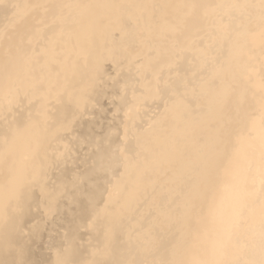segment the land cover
Returning a JSON list of instances; mask_svg holds the SVG:
<instances>
[{"label":"rangeland","instance_id":"obj_1","mask_svg":"<svg viewBox=\"0 0 264 264\" xmlns=\"http://www.w3.org/2000/svg\"><path fill=\"white\" fill-rule=\"evenodd\" d=\"M5 1L10 6L12 3H15L17 0H15V1L12 0V3H11V0H5ZM5 1L4 0H2V1L0 0V4H3V2L5 3ZM20 1H17L14 5L13 4L11 5V6H14L13 8L15 9V10H12V11H10L9 9H6L8 7L7 3L3 4V5H5L4 6L5 8L2 5H0V10H1V8L6 9V10H4V12H3V9H2V11H0L1 12V15L4 13L3 16L0 15L1 16L0 17V19H1L0 22L1 21H5V22H3L2 25H1V23H2L1 22L0 25L2 26V29H3L4 32H5V30L9 29L5 33L3 32L2 34H0V55H1L0 56V59H1L0 60V65H2V67L0 66V71H3L4 68H5V70H8V68L10 69V64H9L10 61L12 62V60H13V62H14L15 61V56L17 54H19V53H22V55L24 54L23 55L24 56V61H25V58L31 57L30 58L31 61L29 59H26L25 63H24V61L22 62V64L24 63L22 65L23 68H22V66L16 67L15 64H14V67L11 68V69H13L11 71L14 72V73L9 72V74H12V75H9L8 74V76H10V77L13 76L14 78L13 77L12 78L8 77L9 79H12V80H9L8 79V84L5 83V85L0 86V96H1L0 97V105H1L0 106V118H1V116H4V115L8 114L7 117L6 116H4V117H5V119L7 118V121L9 120L8 122L6 121V123H5V120H4L3 123H1L2 125L0 124V126H1L0 130L3 128V126L5 127V124H6V126H8L6 128H3L4 130L3 129L1 130V131H3V133L0 134V140H2V141H0V144L2 145V146L0 145V147H1L0 148V160H1L0 163H2V165H0V170H1L0 171V177H2V178H0V208L2 206L7 205V203H8V197H9V194H10V190H9L10 187L9 186H11L12 181L14 179H16L17 178V175H19L21 172L25 173L24 174V178L26 177V179L24 180V183H25L24 185L26 186V184L29 182V184H27V186L29 188H27V190H26V187L27 186L26 187H23L24 185L22 186L21 190L23 189L22 192L23 191H25V192H23V194L20 196V199H18V204L15 205V209L12 210L13 212L10 211L12 214L10 213L11 215L10 214L9 215L11 217L13 216V218L15 219V222L16 223H14L15 224L14 226L16 228L13 227L14 229L12 228L13 230L10 231L9 234L11 236L8 235V237H7L8 238V242H6V240H7L6 239V240H4L6 243L5 242H3V243H5L6 245L12 243L14 245V250L15 251L13 250V247H12L13 245L10 244L11 245V247H10L9 245L6 246V245H3V243H2L1 245L4 246V247H1L0 248V256H1V254H4V255H2L0 257V259L3 260V258H4V260L3 261L0 260V264H4V262H5V264H15V263L16 264H55L54 261H56V260H57L56 263H58V264H59V262H60V264H92V263L93 264H136V263L137 264H159V263L162 264V262H164V261H165L164 264H166V263L167 264L168 263L169 264H179L180 263V252H181L179 246L181 245V243L183 241H184V243L186 242V240L188 239V236L190 234V231L193 228L192 222H193V224L195 223L194 222V221H196V218L195 217L198 216V215H200V213L204 209V206L201 203H199V197H200V195L197 193V191L199 192V190L201 188L204 191V182L205 181L203 179L204 178L203 175L206 174V176L208 177V172L206 170L207 167L205 166V163L204 162H201V161H205L204 158L206 157L207 154L209 156L207 162L211 160L210 159L211 158V154L210 153H211V149H212L211 148V145H212V147L214 145L213 142L215 143L217 141L216 143L219 144L218 147H220V149H219V151L216 152V154H219L221 152L220 151L221 148L222 147H226L225 144L228 145V141H229L228 139H231V137H233V136H235V135H237L239 133V131H240L239 129L243 126V122H244L243 120H241L242 119L241 112H242V108H244V105H245L244 104L245 98H243L242 95L241 96H242L243 100H242L241 97H238L239 96L238 95V91L240 90V87H241V85L238 83V80H240V79L241 80L246 79L247 78L246 74H250L249 71L252 68L251 69H248L246 67L248 69V71H247V69L246 70L243 69L244 68L243 63L240 65V66H243L240 69H237L239 66L236 67L237 65L234 66L232 64V67L233 66L235 67V68L234 67L232 68V76H234V79H233V82H232V85H231L232 90H231V93L230 92L228 93V95L226 96L225 100H224L223 93L220 92V91H224V89H222V88H224V87H222L224 85H223L222 82H220L219 84H216L217 81L219 80L217 77L214 78V76H213L211 78V76L209 75V78L213 79L212 81H214V82L211 81L212 83L207 84V83L210 82V79L208 78V73H209L208 70H209V67L212 66L211 65V62H212V56H213V54H216L215 53L216 51L219 52V53H220V51L223 52L225 49L223 50L221 48L222 46L224 48V45H223V43H222L221 40H218V41H219V43L221 42L222 45H221V43L218 44L217 43L218 42L217 40L215 42L214 39H216V38L212 39V37L209 34L210 31H211L210 26L213 27L212 23L214 22V19L213 18H211V19L209 18V22H208L207 21L208 18L206 20V17L207 16L206 17H205V15H202L201 16L200 13H197V11H196L197 8L196 7L199 6V3H201V4L203 3V4L207 5L210 9L218 10L219 5H220V3L223 0H144V1L143 0H140V1H138V0H20ZM52 1H53V4H51ZM141 1H143V2H141ZM230 1H233L235 3V5L238 4V5H241L242 8H245L246 9V12L249 14V16L252 15V18L254 17L253 15L264 11V5H262V6H255V7L253 6V8H250V5H248V4L246 6L244 5V3H245L244 0H230ZM252 1H254V3H253L254 5L258 3V1H256V0H252ZM262 1L264 2V0H262ZM61 2H62V4H61ZM152 2H154V3L152 4ZM9 3H11V4H9ZM56 3H58V4H56ZM59 3H60V5H59ZM104 4H105V6H107V8H108V10H110V12L107 10V8H104L105 7ZM141 4L143 5L142 7H141ZM15 5L17 7H15ZM51 6H53V7H51ZM59 6H62V7H59ZM11 8L12 7H10V9ZM16 8L17 9H20V10H16ZM56 8H57V10H56ZM48 9H50V10H48ZM104 9L107 10V11L105 10L107 12V14L104 11ZM123 9H125V12H124ZM143 9H145V10H143ZM194 9H196V10L194 11ZM62 10H64V11H62ZM65 10H67V14H66V11ZM157 10L159 11V13H158ZM6 11L7 12L9 11L8 12L9 15L6 13ZM15 11H17V12L15 13ZM12 12H14V13H12ZM57 12H58L59 16H57ZM73 12L74 13L77 12V13L74 14V16H73V14H72ZM101 12H104V13H101ZM108 12H109L110 15L108 14ZM127 12H128V14H127ZM193 12H195L194 13L195 16L193 15ZM5 13L7 14V17H5L6 16ZM10 13H11V15H10ZM123 13H124V17L125 18L128 15L127 16V19L121 18V16L123 15ZM130 13H132L133 16L130 15ZM49 14H50V17H49ZM62 14L64 15V17L66 19L71 20L69 22H66L68 25L65 23L66 19L64 17H62L63 16ZM156 14H158V15H156ZM18 15L19 16L21 15L20 16V19H19V16ZM70 15L73 16V17L71 18ZM161 15H162V17H160ZM11 16H14V17H11ZM16 16L18 17V20L17 21L15 19ZM55 16H56V18H55ZM60 16H61V18H60ZM75 16L77 18H74ZM79 16H81V17H79ZM2 17H4V18L2 19ZM157 17H158V19H157ZM159 17H160V19H159ZM5 18H7L9 21H12V22L10 23ZM43 18H45V19H43ZM49 18H51L52 20L49 19ZM194 18H196V19L197 18H200L198 20L201 21V23L198 24ZM255 18H256V16L254 17V19ZM14 19H15V22H14ZM81 19H83V20H81ZM212 19H213V22L211 21ZM46 20H47V22H46ZM56 20H58V24L61 25V28H62V30L64 29L63 30L64 32L61 29H59V26L58 25H56V23H57ZM74 20H76V22L77 21L79 22L81 20L79 22L81 25H79L78 22L75 23ZM53 21L56 22V23H53ZM151 22H152V24H151ZM162 22H164V23L162 24ZM210 22H211V24H210ZM12 23H13V25H12ZM64 23H65V25H67L66 27H65V25H63ZM73 23L76 24V25H74ZM208 23L210 24L209 26H207ZM43 24H44V26L47 29V30L45 29V31H43V29H44L42 27ZM47 24H49L50 27ZM148 24H150V25H148ZM181 24H182V26H181ZM53 25L56 26V27H53ZM94 25H95V27H94ZM242 25H241V27H242ZM71 26H72V28H71ZM132 26H133V28H132ZM172 26L173 27H176V29L179 26L178 29L180 31L181 30H183V31L185 30L184 33L182 32V35L185 34L184 35V37H185L184 41H186V40L189 41L191 39L192 35L194 34V29L195 28H198L199 26L202 27V34L203 35H201V30L199 31V35H201V36L198 35L201 39L197 36V38H193L195 40V42H194L195 44L193 43V46L189 42H188L189 46H188V44L185 47H182L181 46V48L184 49V51L182 50L184 53L188 51L190 54H193V55H190L189 58H188V60H187L188 63L186 62V68H189L190 70L187 71L186 68H185V71L186 72L184 73V71H183L184 77L187 80L185 81V79L183 78V74H182L181 77L183 79H181V77H180V80H183L184 82L183 81H180L178 83L179 84L178 86H180L181 85V82H182V85L180 86L181 88H178V86H177V89L180 91L182 98H184L183 100H185V103L188 102L186 104L187 107H189V105H190L191 108L189 107V110H194V109L196 110L197 109L198 111H200V110H202V108H203V110H205L203 113L201 112V116L199 118L201 121L200 120L199 121L198 120H193L190 117H188V121H186L187 118H186V120L182 119V120H184L183 122L186 121V123H188L189 121L191 122V119L193 121H195V122H198V123L201 122L202 125H203V129H204V132H202L203 130L201 131V130L198 129V131L201 134L196 129L195 130L186 129L184 127V125L182 123H180L179 120L174 115H170L168 117V119L167 118H164V116H166V115H165V113L162 114V112L165 111L167 113V110L166 109L164 110V106L161 105V102L158 100V92H157L158 89H152V88H155L156 87V84L158 86V83L157 82H158L159 77H157V76H158V74L161 71V67L164 64H166L170 60V58H172V56H173L172 55L173 48H174L175 42H177V41H176V38H175L176 36L174 35V33H171L172 31L170 32V30H169V29H172ZM6 27H8V28H6ZM39 27H40V29H39ZM180 27H181V29H180ZM34 28H36V30ZM76 28H78V30ZM83 28H84V30H82ZM161 28H163V29H161ZM205 28L206 29L209 28V29L208 30H205ZM58 29H59V31H58ZM72 29H76V30H74V32H76V34H74L73 32H71V31H73ZM37 30L38 31L40 30V32L38 33ZM41 30L43 31L42 34L45 32V35L40 34L41 33ZM49 30L52 31V32L55 31V33H58L59 35L57 34V36L60 37L61 41H59L60 39H59V37H57L55 35V33L48 32ZM129 30H131V31L129 32ZM165 30H166V32H165ZM28 31H30V32H28ZM33 31H34V33H33ZM68 31H70L72 35L68 34L69 33ZM131 32H135V33L133 34ZM204 32L205 33H208V34H205ZM0 33H1V28H0ZM49 33L51 35L53 34L55 36V38H54L53 35L52 36L49 35ZM22 34H24V35H22ZM47 34H48V37H47ZM61 34H64V36H62ZM67 34H68V36H67ZM95 34H96V37H95ZM97 35H98V37H97ZM206 35H208V37ZM38 36H41V37L38 38ZM82 36H83V39H82ZM202 36H203V39L206 38L205 41L202 39ZM23 37H24V39H23ZM64 37H65V40H67V38L69 37L66 42H64L65 40L63 41V38ZM79 37L81 38L80 40H78ZM143 37H145V38H143ZM6 38H8V39H6ZM28 38H29V40H28L29 43L28 42H24V41H27ZM198 38L200 40H198ZM30 39L33 42H31ZM33 39H36V40L39 39V41L38 40L37 41L39 43H42L43 42V44H44V45H42L43 47L44 46H46V47L49 46V47L42 49V48H40L42 46H39V43L36 40L34 41ZM40 39H41V41H40ZM75 39L77 41H79V42H77ZM42 40H47V41H42ZM52 40H56L55 43ZM96 40L99 41L102 44V47L97 45V44L100 45V43L99 42H96ZM201 40H202V42H200ZM213 40L215 42V46L214 47L217 48V49H215V48L213 49V47L210 49V47L214 45ZM21 41H23V42H21ZM48 41H50V43H47ZM92 41H93V43L91 44ZM11 42L12 43L14 42V43L11 44ZM68 42H70V43H68ZM94 42H95V44L96 43L97 44L95 45ZM196 42L197 43L200 42L199 45ZM203 42H205V43L203 44ZM24 43H28L29 45H26L25 44L27 46V47H25ZM30 43H33L36 51L33 49V47H32L33 45L32 44L30 45ZM34 43H36V45ZM88 43H89V45H88ZM103 43H105V44H103ZM122 43H123V45H122ZM3 44H5L4 46H6L7 49H6V47L3 46ZM47 44H49V45H47ZM78 44L79 45L81 44V45L79 46ZM201 44H203V45H201ZM65 45L66 46L68 45V46L66 47ZM92 45H93L92 48L94 49V47H95V49L97 48V50H95V49L93 50L91 48H88V47H91ZM103 45H105L104 47H106V48H104ZM132 45H133V48H132ZM209 45H210V47H209ZM218 45H221V47L218 46ZM36 46L38 48H36ZM190 46H192V47H190ZM50 47H52L51 48V51L53 50L54 53H52L53 51L50 52V50H49ZM70 47H71V50H70ZM80 47H81V49H80ZM20 48H22V49H20ZM101 48L104 49V52L101 50ZM31 49H33L35 51V53ZM37 49L40 50L39 53H40V56L41 57L38 55L39 53H38V50ZM84 49H86V50H84ZM87 49H89L88 52H87ZM98 49H100V50H98ZM191 49H193V50H191ZM196 49H197V51H199V49H200V51H199L200 54L198 52H196ZM6 50H7V52L5 53L4 51H6ZM30 50L33 51L32 53H34V54L30 53ZM58 50H59V54H58ZM66 50H68V51H66ZM201 50L202 51L204 50L202 52L203 53L202 55H201ZM211 50H212V52H211ZM41 51L43 53H45L46 55L44 56L41 53ZM60 51L64 54V56H63V54H60L61 53ZM63 51L67 52L68 54L65 53V52H63ZM69 51H72V52H69ZM90 51H91V53H90ZM100 51H102L103 54L106 53L105 54L106 56L103 55V54H101ZM97 52L100 53L102 56H104V59ZM27 53H28V55H29V53L31 55L28 56V55H26ZM47 53H49V55H47ZM51 53L53 55L55 54L54 57H53V55L52 56L50 55ZM88 53L91 55L90 57H89V54ZM195 54H197V56ZM4 55H6L7 58ZM32 55L35 56V57L32 58L33 57ZM57 55H58V58H57ZM37 56H39V57H37ZM48 56H51V57H48ZM107 56H108V58H107ZM12 57H14V58H12ZM62 57L63 58L65 57V58L62 59ZM91 57L93 58V60L95 59L94 61H97L98 60L97 61L98 64L94 63V61L92 59H90ZM109 57H112V58H110L111 61H110ZM199 57H201V58H199ZM44 58H46V59H44ZM50 58H52V59H50ZM67 58H69V59H67ZM100 58H102L101 60H104L102 64L104 66H106L103 69V71H102V69L99 70L100 68H102V64H101L102 61L100 60ZM106 58L109 60L110 63L108 62V60H106ZM43 59L45 60L46 65H45V62H44ZM49 59H50V61L53 62V64H52V62L49 61ZM85 59L86 60L88 59V61L89 60L90 61L92 60L91 61L92 64H96V65L93 67L92 64L90 63V61L87 62ZM186 59H187V57H183L181 59H178L179 62L177 61L176 63L177 64H180L181 61L183 62ZM221 59L222 58L218 59V62L219 63L217 62V64L215 65L216 66L215 70L217 68H220L222 70V68H221L222 66H220V65H222V63H224L225 60L222 59L223 60L222 61ZM256 59H257V61L256 62H253V64H252L253 70H254V68H255V70H257L258 68H260V69H258L259 71L257 70L258 72L257 71H255V72L257 73V76H259L258 77L259 79L261 77H263V79H264V76H262V74H264V68H263V66H264V59L261 58V57H260V60H259V57H256ZM261 59L263 60V62H262ZM36 60H37V62H36ZM38 60H39V62H38ZM63 60H65V62L67 64H65V62ZM112 60H113V63H111ZM54 61H55V63H54ZM61 61H63L64 63H62ZM99 61H100V64L101 65H99ZM198 61L199 62L201 61V62L199 63ZM26 62H27V65H25ZM35 62L38 63V64L36 65ZM42 62H44V63H42ZM58 62H59V64H58ZM258 62H260V63H258ZM41 63L43 64V67L42 68L40 67V64ZM84 63L86 65H84ZM254 63H258V64H256L257 66H255ZM29 64L30 65L32 64L31 65L32 67H30L32 70H30V68H28L30 66ZM60 64L62 65V68L64 67V69L60 68L61 67ZM81 64L84 65L86 68H88L89 66L90 67L92 66L94 69H91L92 67L91 68L89 67L88 69H85V72H84V69L83 68H80L82 66H79ZM218 64H220L219 65L220 67L218 66ZM38 65L43 70V72H42V70H40L43 74L39 71V69H37V70L35 69V68H39V67H37ZM56 65H58V66H56ZM65 65H68V66L65 67ZM73 65L76 66V67L74 68ZM26 66H27L28 69L26 68ZM97 66H100V68L99 67L97 68ZM195 66H197V67H195ZM53 67L56 68V69H54ZM78 67L80 69H83V70H80ZM95 67H96V69H95ZM256 67H258V68H256ZM261 67L263 68V70H262ZM200 68H201V70H200ZM205 68H206V70H203ZM22 69H23V71H22ZM49 69H50V73H48L49 72ZM77 69H78V72H77ZM90 69H91V71H94V72L91 73ZM198 69L200 70L199 72H198ZM242 69H243L244 72L247 71L248 73L247 72L244 73L242 71ZM28 70H30V71H28ZM57 70L60 72V74L61 73L62 74L61 75L58 74V73L56 74L55 72H57ZM63 70H66V72L63 71ZM67 70H68V73H67ZM234 70L236 72H234ZM239 70H240V72H239ZM19 71L21 72V74H20ZM87 71L89 73L88 75H86L87 74L86 73ZM119 71H121V72H119ZM262 71H263V73H262ZM63 72L66 73V74H64ZM75 72L78 73V77H79V75L82 77L83 74L86 73V74H84V76H86V78L84 76L83 77H84L85 81H87L89 84L87 82H85L83 78L80 79L81 77H79V79L81 80V83H82V84H80L79 83L80 80L77 78V76H76L77 73L75 74ZM98 72H99V74H97ZM30 73H33V74L30 75ZM37 73H38V75H37ZM51 73L53 74L54 77H51L52 76ZM81 73H83V74H81ZM93 73L96 74L95 77H94V74ZM147 73L149 74V76H148L149 81H148V79L146 77V75H148ZM14 74H16L17 77H16V75L14 76ZM45 74L47 75L48 78L45 77L46 76ZM73 74L76 77L75 79H74ZM251 74H253V73H251ZM23 75L26 76L24 78V80H22V78L24 77ZM27 75H29V76H27ZM40 75H41V77H40ZM62 75L65 76V78ZM89 75H91L93 77V80H92V77L91 76H90L91 78L89 77ZM228 75L229 74L227 73L226 76H225V81H227L228 79L231 78V75H229V76ZM235 75L239 76V78L237 76H235ZM243 75H245L246 77H244ZM21 76H22V78H21ZM38 76H39V78H38ZM251 76H253V75H251ZM43 77L45 79V80L43 79L44 81L42 80ZM50 77L52 79L53 78L54 79L52 80ZM141 77H142V79H141ZM242 77H244V79H242ZM55 78H56V80H55ZM87 78L88 79H91V80H86ZM121 78H123V79H121ZM154 78L157 79L156 80L157 81L156 83L154 82V80H155ZM13 79L14 80L16 79L17 81L15 80L16 82L14 81L15 83H13L12 82ZM25 79H26V81H25ZM31 79L32 80H37V81L34 83V81H32ZM39 79H40L41 82L42 81L43 82L41 83L39 81ZM72 79L75 80V81H78V80L79 81L78 82H74ZM20 80H21V82H20ZM54 80L56 81V83H55ZM57 80H58V82H57ZM219 81H221V80H219ZM245 81L246 80H244V82ZM18 82H20V84ZM28 82H31V84L30 83L28 84ZM38 82H39V84H37ZM90 82H92V84H90ZM26 83H27V85H26ZM49 83L51 85L55 86V87H53V88H52V86L50 87L49 86L50 85ZM74 83H76V84L78 83V84L77 85L76 84L74 85ZM85 83H87V85ZM151 83H153V84H151ZM228 83H229V80H228ZM9 84H11L12 86L9 85ZM18 84H19V86H18ZM32 84H33V86H32ZM42 84H43V86H42ZM72 84L74 86H76L77 89ZM79 84L82 85V86H80ZM220 84H222V86ZM14 85H15V87L13 88ZM38 85H40V86H38ZM217 85L218 86H221V89H220V87H217ZM25 86H27V87H25ZM57 86H58V88L56 90V87ZM207 86H209V87H207ZM16 87H17V89H16ZM20 87L23 88V89H21ZM33 87H34V91L36 93L33 92ZM38 87H41V88L38 89ZM72 87H74L75 89H72ZM88 87H89V89H88ZM113 87H114V89H113ZM147 87H148L149 90L147 89ZM24 88H27V89H24ZM30 88L32 90V91L29 90L31 92L30 94L33 93L34 96H32V95L29 94L28 89H30ZM42 88H43V91H42ZM50 88H51V93L49 92L50 91ZM200 88H202L203 90L200 89ZM215 88H216V90H215ZM4 89H6V90H4ZM82 89L84 90L85 93L83 92ZM180 89L183 90L184 92L181 91ZM209 89H211L212 91H210ZM53 90L54 91L56 90V91L54 92ZM59 90H60V93L61 92H64V93H61L62 94L61 95L59 93ZM72 90H74V91H72ZM76 90H79V91L81 90L82 91V93L80 91V92H77V94H79L80 96L81 95H84V96H82V98L83 97L85 98V96H86L85 100H84V98L82 99L79 95H76L77 97H73L72 96V95L75 96V94H76L75 91ZM176 90H175V92H173L174 94L176 93ZM217 90L219 91V93H217L218 92ZM5 91L6 92H9L10 91V92H13V93L11 94L9 92L8 95L9 96L11 95V96L8 97V95L6 96ZM104 91H105V93H104ZM153 91H154V93H153ZM155 91L157 92V94H156ZM208 91H210L211 93L208 92ZM1 92H3V93H1ZM22 92H25V93H22ZM42 93H43V95H42ZM47 93L49 94V97H48V94ZM56 93H59V94H56ZM220 93H221V95L223 97L220 95ZM24 94H25V98L27 97V99L24 98ZM26 94H27V96H26ZM52 94H54V95L52 96ZM63 94H65V95L67 94L68 96L67 95L64 96ZM185 94H188V95H185ZM211 94H212V96L214 98H217V100L220 99L217 102V105H218L217 108H216L217 111H216V109L212 110L214 107H213V104L211 102H213V101H209V100H212L214 98L211 96ZM216 94L217 95H220V96H218V97H220L219 99H218L217 96L215 97ZM240 94H242V93L240 92ZM36 95H37V97L38 96L39 97H38V99H36L37 101L35 100V102H34V99L37 98ZM56 95H58V96H56ZM101 95H102V97H101ZM2 96H4V99L2 98ZM14 96L16 97L17 101H16V99H15ZM20 96L23 97V100H21V101L18 100L19 98H21ZM41 96H42V98H41ZM43 96H45V98H44L45 101L42 100L43 99ZM61 96H62V98H61ZM63 96L66 99H68V106L69 107L72 106L71 108H73L74 110L71 109V108H68L67 109L68 111L66 110L65 105H67V103H66L67 100H65V102H64ZM133 96H134V98H132ZM6 97H7V99H5ZM30 97L32 98V100L30 99ZM46 97H47V99L49 98V101H50V102L48 101L49 106L51 104V107H53V108L49 107V112H48V108H47L48 107L47 106L48 103H47ZM52 97H53V99H52ZM72 97H73V99L74 98H77L78 101L76 102V99L74 101V103H76V104L72 103L73 100L70 101L72 99ZM114 97H116V98H114ZM236 97H238V98H236ZM1 98H2V100H1ZM239 98H241V99H239ZM54 99H55L56 102L54 101ZM58 99H60V100H58ZM137 99H139V100H137ZM6 100H9V101H7L8 103L5 102ZM79 100L81 102H79ZM221 100L222 101L224 100V103L223 104H222V101ZM238 100H240V101H238ZM10 101L13 104L9 103ZM22 101L24 103H26V105L28 106V108L30 110H26L28 108H26L27 106L25 107V105H24V103ZM25 101H29V102H25ZM51 101H53V103H55L56 105L55 104L52 105L53 103H51ZM57 101H59V102H57ZM69 101L71 103H69ZM137 101H138V105H141L140 107L135 105V104H137L136 103ZM206 101H208V102H206ZM236 101H237V103H236ZM36 102H37V104H36ZM38 102H40V103H38ZM42 102H45V103H42ZM209 102H210V105H209ZM219 102H220V104L223 105L222 107L219 106L220 105ZM3 103H6V104H3ZM17 103H19L21 106L24 105L22 107L23 108L25 107L24 108L25 110L21 111L23 108L21 106H20L21 107L20 108L19 107V104H17ZM28 103H29V105H28ZM140 103H143V104H140ZM33 104H35V105H33ZM43 104H46V106L43 105ZM72 104H74V105H72ZM77 104L79 105L80 108L81 107L82 108L83 107L84 108L86 107V108L83 109V110H81L82 108L80 110H77V109H79ZM3 105H5V107ZM17 105H18V107H17ZM42 105L44 107H41ZM60 105H62V106H60ZM211 105H212V107H211ZM10 106L13 107V109ZM54 106L56 107L57 110L54 109L55 108ZM207 106H209V109L211 108L210 109V113L207 110L208 109ZM15 107L17 108V112H16V108ZM128 107L130 109L132 107H136L137 110L135 109L134 114H131V113H133V111L131 112V110ZM18 108H20V110ZM45 108H47V112L45 111ZM75 108H77V109H75ZM125 108H126V110H125ZM14 109H15V112H14ZM52 109H54V110L52 111ZM162 109H163V111H162ZM218 109L221 110V111L218 112ZM234 109H235V111H233ZM10 110L14 112L13 115H10V116H12L11 117V120H12V118H16L17 117L14 114L18 115V118L17 119H13L12 121L10 120V116H9L10 112L8 113V111H10ZM124 110H125V112H124ZM127 110L133 116V118L130 116V114L127 112ZM138 110H140V111H138ZM29 111H32V112H29ZM34 111H35V113H37V117H39L41 115V118H37L36 117V114L34 113ZM44 111L46 113H44ZM50 111H52L53 114L54 113L56 114V115L54 114V116H53L54 118H52L51 115H53V114L50 113ZM66 111H67V113L70 111L68 113L69 115H67V113H65ZM72 111H74V112H72ZM158 111H160V112L158 113ZM3 112H5V114ZM23 112L25 114H23ZM27 112L30 115L29 117H27L28 115H26V114H28ZM58 112H59V114H57ZM63 112L67 116L64 115V114L62 115ZM205 112H207L208 115ZM212 112H214V114ZM215 112H216V114H215ZM21 113L23 115L22 116H19V115H21ZM47 113H49V114H47ZM74 113L75 114H78V115L80 113H82V114L79 115L81 118L79 116L77 118V115H75L76 117L74 118ZM217 113H219L220 115H218ZM126 114L129 115V117H128L129 119L127 120V122L125 120L126 119L125 117L127 116ZM204 114H206V115H204ZM48 115H49V117H48L49 120L50 119L51 120L53 119L52 121L50 120V122L48 121V118L46 117ZM82 115H84V116L82 117ZM114 115H115V117H114ZM124 115H126V116H124ZM147 115H148V117H146ZM202 115H204L205 117L203 118ZM23 116H25L26 118H24ZM43 116H45L46 118L43 117ZM56 116H57V118L60 116V118L57 119V118H55ZM65 116L68 118V120H66V117ZM90 116H91V119H90ZM97 116H99V117H97ZM144 116H145V118H144ZM216 116H218V118L220 117V119H218ZM4 117H3V119H4ZM34 117H36V119ZM151 117H153V118H151ZM208 117H210V119L212 118V120L214 119L215 122H213L214 120L213 121L210 120ZM233 118H235V119H233ZM25 119H27V120H25ZM32 119H34V121ZM161 119L162 120L164 119L163 120L164 122L167 121L168 122L167 123L168 126L166 125V122L164 123ZM230 119H231V121H228ZM20 120H22L23 122L25 121L24 123H26V125L25 124L22 125L23 123ZM31 120H32V123L30 122ZM36 120L38 121L37 122V125L38 126L36 125ZM40 120L41 121L43 120L42 121V124L40 123ZM56 120L57 121L59 120L58 123L60 122V126L61 127H59V125L57 124V121ZM69 120H71L70 123H69ZM150 120H151L152 123H150ZM13 121H14V123H13ZM16 121H17V123L20 121L19 123L21 125L19 123H18L19 126H18V124H15ZM26 121H28V122H26ZM44 121H47V123H45ZM53 121H54L55 124L53 123ZM153 121H154V123H153ZM202 121H205L206 124H204L205 122H202ZM208 121H209V124L207 123ZM75 122H76V124H74ZM85 122H86V124H85ZM227 122H229V124H227ZM11 123L14 124V126H16L17 128L14 127ZM51 123H53V124H51ZM61 123H63V125ZM215 123H217V124L215 125ZM222 123H223V126H222ZM33 124H34L35 127H33ZM40 124L43 125V126L44 125H46V126L43 127ZM47 124H51L52 126L51 125H47ZM69 124H71L72 127ZM138 124H140V125H138ZM207 124L209 126H205ZM9 125H12V126H9ZM54 125L57 128L59 127L58 129H60V130L62 129L61 132L58 129H56V127ZM77 125H78V127H77ZM136 125H137V127L139 126V129L136 127ZM162 125H163V127H162ZM211 125H214L216 127H214V126L211 127ZM22 126H23V129H21ZM9 127H13V128H15V130L13 128H9ZM29 127L32 130L34 128V131H33L34 133L32 132V137L29 139V142H28V145H27L28 147H24V145L22 144V140H21L22 139V133H23V131H25ZM36 127H39V128H36ZM42 127L45 130L44 129L42 130ZM52 127L55 128V129L53 128L55 131L53 129H52L53 131L50 130ZM168 127H170V129ZM207 127L209 128L210 131L206 129ZM233 127L235 128V130H234ZM68 128H70V129L68 130ZM16 129H20V130H16ZM38 129H39L40 133H41V130L42 131H45V132H42L39 135ZM121 129H122V131H121ZM162 130H164V131H162ZM174 130H176V131H174ZM6 131L7 132L13 131V132L7 133ZM50 131H51V133L53 132V134H55L56 136L59 135V139L57 140V137L56 136H53V134L51 135L50 134ZM58 131H59V133H62V132L63 133L62 134H59ZM83 131H84V133H83ZM19 132H20V134H19ZM175 132H177V133H175ZM6 133H7V135H6ZM56 133H58V134H56ZM179 133H181V134L179 135ZM202 133L204 135L205 134L208 135L209 137L208 136L206 137V135L204 136ZM8 134H9V137L7 139L6 136H8ZM34 134H35L36 138H34L35 137ZM182 134H183V136H182ZM190 134H191V136H190ZM195 134H199V135H195ZM212 134H214L213 135L214 137L212 136ZM45 135L48 136V139H47V137H45ZM124 135H127V136H124ZM186 135H187V138H185ZM200 135L201 136L203 135V136L201 137ZM228 135H229V137L227 138ZM11 136H12V139L10 138ZM60 136H61V140H60ZM79 136H81V137H79ZM164 136H165V138H164ZM181 136H182V138H184V141L185 142L183 140H180V139H182ZM52 137H54V139L56 138V140L58 142L56 140H55V142L59 144L60 148H58L59 147L58 144H56L53 141L54 139ZM199 137L200 138H203L202 141H204V142H201V139ZM204 137H206V138H204ZM235 137H233L232 139H234ZM43 138H46V142H45V139H43ZM176 138H177L178 142H177V140H175ZM213 138H214V140H213ZM216 138H218V139H216ZM49 139H51L52 141L49 140ZM8 140H9V142H8ZM42 140H43V142H42ZM171 140L174 141V142H176V143H179V145H182V148H181L180 151H178V152L176 150L174 151V150H172L169 147L168 144L171 142ZM205 140L206 141H211V142H208V143H211V144L206 143ZM11 141H13V142H11ZM16 141H18L17 142L18 145H17V143H15ZM37 141L39 143H41V142L43 144L45 143L47 146L46 145L44 146L42 143L39 145V143ZM49 141L50 142H53V144L55 143L56 146L53 145V147H54L53 148L52 147V144L51 143H48ZM218 141L220 143H218ZM31 142H32V144H31ZM116 142H117V144H116ZM186 142H187V144H186ZM197 142L198 143L201 142V143L198 144ZM33 143H34V145H33ZM36 143H38V144H36ZM216 143H215V145H217ZM13 144H14V147H13V149H11L12 146H13ZM185 144L187 145V147H186L187 149H185V146H186ZM193 144H194V147L195 148L192 147ZM201 144H202V146H201ZM205 144H208V146L206 145V147H205L204 146ZM19 145H20V148H19ZM37 145H38V147H37ZM40 146L43 147V148L40 149L41 148ZM183 146H184V148H183ZM2 147H4L5 149L2 148ZM7 147H8V149H7ZM44 147L47 148V150L44 149ZM204 147H205V150H204ZM14 148H15V151L20 149L19 151H21L22 154H20V152H18V151H16L17 153L15 151H13ZM209 148H211V149H209ZM59 149H60V151H62V152L64 151V152L63 153L60 152ZM61 149H63V150H61ZM182 149H183V151H182ZM44 150H45V152H44ZM186 150H188V151H186ZM198 150H201V151H198ZM1 151H2V153H1ZM9 151L14 155V157H12L13 156L12 154L10 155V152ZM34 151H35V153H34ZM39 151H40V153H39ZM172 151L174 152V154L172 153ZM8 152H9V154L7 156L6 154ZM120 152H121V154H120ZM184 152H186V153H184ZM15 153H16V155H15ZM44 153H46L45 156L46 155L47 156L49 155L48 158H47V156L46 157L44 156ZM56 153H57V155H56ZM203 153H205V154H203ZM37 154H39V155H37ZM42 154H43V156H42ZM52 154H54V156ZM181 154H183V155L180 156ZM198 154H201V155L199 156ZM3 155H5L6 159H5V157ZM17 155H20V158L18 156V159H17ZM15 156H16V158H15ZM33 156H35V157H33ZM142 156H144V157H142ZM170 156H171V158H170ZM215 156L213 157V160H214ZM40 157H42V158H40ZM49 157H51V159ZM147 157H148V159H147ZM149 157H150V159H149ZM2 158H3L4 161L2 160ZM13 158H15V160ZM38 158H40L41 161ZM44 158H45V160H43ZM10 159H12L13 161L10 160ZM46 159L48 161L50 159L51 161L47 162ZM150 160H152V161H150ZM162 160H164V161L162 162ZM19 161H20V163H19ZM24 161H26V163H24ZM37 161L39 163H37ZM12 162H14V163H12ZM22 162H23V164H22ZM29 162H30V164H29ZM44 162H46V163H44ZM172 162H174L175 164L172 163ZM40 163L43 164L44 166L43 165H39ZM49 163H50V165H48ZM8 164H10V165H8ZM12 164H13V166H12ZM31 164H33L34 166L31 165ZM189 164H190V166H189ZM203 164H204V166H202ZM5 166H7V167H5ZM16 166H17V168H16ZM22 166H23V168H22ZM28 166L29 167H32V168H29ZM39 166H41V167H39ZM42 166L43 167L46 166V167L43 168ZM48 166H49V168H48ZM181 166H182V168L184 167V170L181 169ZM193 166H195L196 168H198L197 171H196V168L193 167ZM7 168H8V172H7ZM13 168H15L16 170H18V171H16L14 169V171H16L15 174L12 173V172H14L13 171ZM40 168H41L42 172H41ZM209 168H210V166H209ZM3 169L5 171H3ZM29 169L31 170V172H29L30 171ZM34 169H38L37 171L39 172V175H38V172H36V170L34 171ZM47 169H48V171H47ZM22 170H24V171H22ZM32 170H33V172L35 174L32 172ZM192 170H194V171H192ZM45 171H47V174L48 175L46 174ZM181 171H183V172H181ZM132 172H134V173L132 174ZM26 174H27V176H26ZM40 174H42V175H40ZM11 175L12 176L15 175L14 177H16V178H11ZM30 175L33 178H31ZM41 176H42L43 180H42V178H39ZM175 176H177L178 178L175 177ZM143 177H146L147 179H145ZM166 177H169V178H166ZM150 178H152V179L150 180ZM192 178H193V180H192ZM153 179H155V181H156L155 183H154V180ZM30 180H32V182ZM35 180H36V182H35ZM171 180H173V181H171ZM182 181H184V182H182ZM6 182H7L8 185L6 184ZM192 182H194V183H192ZM159 183L162 184V185H160ZM5 184L8 186L7 188H6V185ZM40 184H42V185H40ZM150 184H151V186H150ZM190 184H192V185L194 184V185L192 186ZM35 185H36L37 188H35ZM183 186H184V188H182ZM153 187H155L157 189H155ZM185 187H187V188H185ZM124 188H127V189H124ZM152 188H153V190H152ZM180 188H182L183 191ZM2 189H4V190L2 191ZM33 190H35V191H33ZM184 190H186V192H184ZM5 191L8 192V193L6 192L8 195L5 193ZM28 191H30V192H28ZM36 191H37V194H35ZM148 191L150 193H147ZM122 192H124V194H122ZM176 192H177V194H176ZM178 192H180V193H178ZM29 194H30V197L28 196ZM32 194H33V196H32ZM146 194H149V195H146ZM150 194H151L152 197H149ZM180 194H182V195L180 196ZM92 195L93 196H98L99 198L97 197V199L95 198L96 200L94 199V201H91L94 198ZM168 195H170V196H168ZM31 196L33 198H36V199H33V201L31 200L32 201V204L34 203L33 205L30 202H28L30 199H32ZM121 196H122V198H121ZM166 197H167V199H166ZM21 198H23V200H25L26 202L30 203V204H28V206H29L28 207L27 206V203L24 201V204H26V205L23 206V207H26V209L29 208V210H27V212H26L27 214L25 213L26 209L24 208V210H23V207H22L23 201H22ZM26 198H27L28 201L26 200ZM147 198H149V199H147ZM159 198H161V201H160ZM162 198H163V200H162ZM98 199H100L99 202L97 201ZM20 200H21L22 203L20 202ZM95 201L98 202V203L96 202L97 205L95 204ZM77 202H79V203H77ZM18 206H20V207H18ZM33 206L35 208H33ZM130 206H132L134 208H132ZM162 206H163V208H162ZM19 208H21L22 210L19 209ZM167 208L171 212L169 210H165ZM174 208H176V209H174ZM30 209H31V211H30ZM23 211H24L25 214L23 213ZM23 215H25V216H23ZM27 215L29 217H26ZM18 216H19V218H17ZM20 216H22L23 218L20 217ZM30 216H32V217L30 218ZM24 217H26V220L27 219H29V220H27V221L24 220L25 223H22V222H24L23 221ZM20 218L22 220H20ZM37 218H39V219H37ZM77 220H78V222H77ZM174 220H176V221H174ZM6 222H8V220L2 221V223H6ZM179 222L182 223V224H180ZM71 224H72V226H71ZM170 224H171V226H169ZM178 225H179V227H178ZM110 226L111 227L113 226V227L112 228H108ZM190 227H192V228H190ZM99 228L102 229V230H100ZM114 228H115V230H114ZM170 229H172V231ZM179 229H180V231H179ZM21 230H22V232L20 234L19 231H21ZM110 230L115 231V233L114 232H113L114 234L113 233H110ZM12 232H17V234L15 235ZM179 233L181 234V236L182 235L183 236L182 237L179 236L180 235ZM173 234L175 235V237L177 239L174 238V236H172ZM20 235H21V237H20ZM100 235H101V238L99 237ZM104 235L111 242L107 238H105ZM170 236H172L173 239ZM10 237H11V239H9ZM74 237L77 240L74 239L73 242H72V239ZM84 237H85L86 240L84 239ZM164 237L167 238L168 241L167 240H164ZM17 238H18V240H17ZM19 238H20V240H19ZM99 238H100V240H102L101 243H98V242H100V240H98ZM110 238H112V239H110ZM178 238L180 240L182 239L181 242H180V240ZM13 239H14V242H9V240L11 241ZM96 239H97V241H96ZM105 239H107V240H105ZM118 239L120 241H117ZM18 241H20V242H18ZM103 241H104V243L102 244ZM173 242H174L175 245H171V244H173ZM21 243L23 244V246H22ZM73 243H75V245H74L75 247L73 246ZM76 243H78V244H76ZM15 244H16V247L18 245L17 248L15 247ZM97 244H99V246ZM101 244L103 246H101ZM111 244H113V245H111ZM169 244H170V246H169ZM109 245H111V247ZM136 245H137V247H136ZM160 245L162 246V248H161ZM77 248L81 249V251L79 249H77ZM102 248L103 249L105 248L104 249V252H103V249ZM110 248L111 249L113 248L112 249L113 252H112V250L110 251ZM118 248H120V249H118ZM159 248L161 249V251L159 250ZM17 249H18L19 252L17 251ZM170 249H171V252L172 251L173 252L172 253H167V251L170 252ZM68 250H70L71 253ZM20 251H21V253H20ZM74 251L76 253H74ZM107 251H108V253H107ZM162 251H164V252H162ZM79 252H82V256L80 255L81 253H79ZM140 252H142V253L140 254ZM143 252H145L144 254L146 256H141L143 254ZM161 252L163 254H161ZM174 252H175V254H174ZM88 253H89V255H88ZM5 254H7V256ZM20 254L23 255V256L20 257ZM104 254H106L108 256H106ZM155 254H157V255L160 254V255H163V256H160L159 255L160 256V258H159V256H157ZM167 254H169V255H167ZM172 254L174 256H172ZM75 255H77V256L79 255L80 258L79 257L76 258ZM87 255H88V257H87ZM24 256H26V257H24ZM62 256H64V257H62ZM74 256H75L76 259L73 258ZM156 256H157V258H156ZM165 256H168L169 259H167V257H165ZM81 257L83 259H81ZM67 259H70V260H67ZM161 259H162V261H161ZM79 260L81 262H78ZM62 261H63V263H62ZM64 261H66V262H64Z\"/></svg>","mask_w":264,"mask_h":264},{"label":"bare ground","instance_id":"obj_2","mask_svg":"<svg viewBox=\"0 0 264 264\" xmlns=\"http://www.w3.org/2000/svg\"><path fill=\"white\" fill-rule=\"evenodd\" d=\"M2 1V0H1ZM5 1V0H4ZM15 1V0H14ZM17 1H20V0H17ZM16 1V2H17ZM138 1H140V0H138ZM144 1V0H143ZM143 1H141V2H143ZM256 1H258V3L257 4H253L254 3V1H252V0H244V5L246 6L247 4L248 5H250V8H253V6L255 7V6H262V5H264V2L262 1V0H256ZM15 2V3H16ZM21 2V1H20ZM159 2V1H158ZM5 3H7L6 1H5ZM4 2H3V4H5ZM11 3H12V0H11ZM11 3H9V4H11ZM15 3H12L13 5L15 4ZM102 3V2H101ZM108 3V2H107ZM106 3V4H107ZM111 3V2H110ZM109 3V4H110ZM154 2H152V4H153ZM3 4H0V5H2L3 7L5 6V5H3ZM11 4V5H12ZM19 4V3H18ZM50 4V3H49ZM51 4H53V1H52V3ZM56 4H58V3H56ZM61 4H62V2H61ZM103 4V3H102ZM139 4V3H138ZM151 4V5H152ZM7 5H8V3H7ZM9 6L8 5V7L6 8V9H9L10 11H12V10H15L13 7L14 6ZM59 5H60V3H59ZM111 5V4H110ZM1 6V7H2ZM102 6V5H101ZM104 6H105V4H104ZM103 6V7H104ZM143 5L141 4V7H142ZM158 6V5H157ZM10 7H12L11 9H10ZM15 7H17L16 5H15ZM51 7H53V6H51ZM50 7V8H51ZM55 7V6H54ZM58 7V6H57ZM59 7H62V6H59ZM102 7V8H103ZM145 7V6H144ZM143 7V8H144ZM5 8V7H4ZM4 8H1V10L0 11H2V9H3V12H4V10H6V9H4ZM20 8V7H19ZM101 8V9H102ZM104 8H107V6H105ZM130 8V7H129ZM197 8V10L196 9H194V11L196 10L197 11V13H200L201 14V16L202 15H205V17H206V20H207V18H208V22H209V18L211 19V18H213L214 19V22H213V19L211 20L213 23H212V25H213V27L212 26H210V28H211V31H210V36L212 37V39H214V38H216V39H214L215 40V42H216V40L218 41V40H221L222 41V43H223V45H224V48H223V46L221 47V45H222V43H221V45H218V46H220L224 51L222 52V51H220V53L219 52H215L216 54H213V56H212V62H211V67H209V73H208V78H209V75L211 76V78L214 76V78H218L219 80H221V81H217V83L216 84H219L220 82H222L223 83V85L224 86H222V84H220L222 87H224V88H222V89H224V91H220L221 93H223V96H224V100H225V98H226V96L228 95V93L230 92L231 93V90H232V88H231V85H232V82H233V79H234V76H232V68L234 67V66H236V67H238L237 69H240V68H242L243 66H240L242 63H243V65H244V68L243 69H251L250 71H249V73L250 74H246V76H247V78L246 79H244V77H246L245 75H243L244 77H242V79H244V80H246L245 82H244V80H238V83L241 85V87H240V90L238 91V97H241L242 98V96H243V98H245V101H244V108H242V112H241V117H242V119L241 120H243L244 122H243V128L241 127L239 130V133L237 134V135H235V136H233V137H235L234 139H232L233 137H231V139H228L229 141H228V145H226L225 144V146L226 147H222L221 148V152L219 153V154H216V152L217 151H219V149H220V147H218L219 146V144H217L216 142V144L217 145H215V143L213 142V144L215 145H213V147H212V145H211V148H209V149H211V160L210 161H208L207 162V160H208V158H209V156H208V154L206 155V157L204 158L205 159V161H201V162H204L205 163V166L207 167L206 168V170H207V172H208V177L206 176V174H204L203 176H204V191L202 190V188L199 190V192L197 191V193L200 195V197H199V203H201L203 206H204V209H203V211L200 213V215H198V216H196L195 218H196V221H194L195 223L193 224V222H192V226H193V228L192 227H190V228H192V230L190 231V234H189V236H188V239L186 240V242L184 243V241L181 243V245L179 246L180 247V250H181V252H180V263L179 264H264V79H263V77H261L260 79L258 78L259 76H257V73L255 72V71H257L258 69H260V68H258V67H256V68H258L257 70H255V68H254V70H253V67H252V64H253V62H256L257 61V59H256V57H259V60H260V57L261 58H263L264 59V11H262V12H260V13H257V14H255V15H253L254 17L256 16V18L254 19V17L252 18V15L251 16H249V14L246 12V9L245 8H242L241 7V5H238V4H236L235 5V3L233 2V1H230V0H223L221 3H220V5H219V8H218V10H214V9H210L207 5H205V4H201V3H199V6H197L196 7ZM64 9V8H63ZM159 9V8H158ZM207 9V10H206ZM16 10H20V9H17L16 8ZM48 10H50V9H48ZM52 10V9H51ZM56 10H57V8H56ZM106 9H104V11H105ZM107 10H108V8H107ZM106 10V11H107ZM124 10V12H125V9H123ZM128 10V9H127ZM131 10V9H130ZM143 10H145V9H143ZM62 11H64V10H62ZM66 11V14H67V10H65ZM74 11V10H73ZM105 11V12H106ZM109 12H110V10H108ZM129 11V10H128ZM155 11V10H154ZM158 11V10H157ZM161 11V10H160ZM216 11V12H215ZM9 12V11H8ZM8 12L6 11V13L8 14ZM17 11H15V13H16ZM51 12V11H50ZM69 12V11H68ZM72 12V11H71ZM70 12V13H71ZM75 12V11H74ZM72 13L73 14V16H74V14H76V13ZM109 12H108V14H109ZM215 12V13H214ZM5 13V17H7V14ZM12 13H14V12H12ZM20 13V12H19ZM52 13V12H51ZM50 13V14H51ZM56 13V12H55ZM54 13V14H55ZM100 13V12H99ZM101 13H104V12H101ZM149 13V12H148ZM152 13V12H151ZM157 13V12H156ZM158 13H159V11H158ZM164 13V12H163ZM194 13L195 12H193V15H194ZM196 13V14H197ZM4 14V13H3ZM3 14L1 15V12H0V15L1 16H3ZM50 14H49V17H50ZM106 14H107V12H106ZM127 14H128V12H127ZM9 15V14H8ZM10 15H11V13H10ZM63 15V14H62ZM103 15V14H102ZM105 15V14H104ZM110 15V14H109ZM122 15V14H121ZM130 15H132V13H130ZM156 15H158V14H156ZM0 16V17H1ZM19 16V15H18ZM21 16V15H20ZM20 16H19V19H20ZM57 16H59V14H58V12H57ZM69 16V15H68ZM71 16V15H70ZM73 16H71V18L73 17ZM123 16V17H122ZM121 16V18H125L124 17V13H123V15ZM128 16V15H127ZM127 16H126V18L125 19H127ZM133 16V15H132ZM147 16V15H146ZM154 16V15H153ZM195 16V15H194ZM11 17H14V16H11ZM10 17V18H11ZM44 17V16H43ZM53 17V16H52ZM51 17V18H52ZM62 17H64V15L62 16ZM79 17H81V16H79ZM136 17V16H135ZM160 17H162V15L160 16ZM160 17H159V19H160ZM200 17V16H199ZM4 17H2V19H3ZM51 18H49V19H51ZM55 18H56V16H55ZM60 18H61V16H60ZM65 18V17H64ZM74 18H77L76 16L74 17ZM73 18V19H74ZM130 18V17H129ZM132 18V17H131ZM144 18V17H143ZM142 18V19H143ZM5 19H7V18H5ZM4 19V20H5ZM16 21L18 20V17L16 16ZM15 19H14V22H15ZM43 19H45V18H43ZM48 19V20H49ZM58 19V18H57ZM66 19V18H65ZM79 19V18H78ZM157 19H158V17H157ZM195 20H196V22L198 23V24H200L201 23V21H199L198 19H200V18H194ZM1 20V19H0ZM8 20V19H7ZM13 20V19H12ZM29 20V19H28ZM52 20V19H51ZM81 20H83V19H81ZM80 20V21H81ZM138 20V19H137ZM148 20V19H147ZM9 21V20H8ZM50 21V20H49ZM48 21V22H49ZM69 21H71V20H69V19H66V21H65V23L66 22H69ZM79 21V22H80ZM125 21V20H124ZM159 21V20H158ZM157 21V22H158ZM2 22V23H1ZM0 23H1V25L3 24V22H5V21H1ZM10 23L12 22V21H9ZM46 22H47V20H46ZM51 22V21H50ZM57 22V23H56ZM56 22H54L53 21V23H56V25H58L59 26V29H61L62 30V28H61V25L60 24H58V20H56ZM61 22V21H60ZM59 22V23H60ZM74 22L75 23H77L76 22V20H74ZM78 22V24L79 25H81L80 23ZM136 22V21H135ZM9 23V24H10ZM65 23L63 24V25H65ZM71 23V22H70ZM128 23V22H127ZM164 22H162V24H163ZM167 23V22H166ZM184 23V22H183ZM244 23V24H243ZM7 24V23H6ZM50 24V23H49ZM49 24H47V25H49ZM67 24V23H66ZM74 24V23H73ZM138 24V23H137ZM151 24H152V22H151ZM196 24V23H195ZM210 24H211V22H210ZM209 23H208V25L207 26H209L210 25ZM243 24V25H242ZM0 25V26H1ZM11 25V24H10ZM12 25H13V23H12ZM46 25V24H45ZM62 25V26H63ZM68 25V24H67ZM67 25H65V27L67 26ZM71 25V24H70ZM74 25H76V24H74ZM78 25V26H79ZM122 25V24H121ZM127 25V24H126ZM130 25V24H129ZM134 25V24H133ZM139 25V24H138ZM148 25H150V24H148ZM241 25H242V27H241ZM8 26V25H7ZM52 26V25H51ZM57 26V27H58ZM131 26V25H130ZM135 26V25H134ZM146 26V25H145ZM163 26V25H162ZM165 26V25H164ZM181 26H182V24H181ZM184 26V25H183ZM11 27V26H10ZM44 29H43V31H45V29H46V27L44 26V24H43V26H42ZM41 27V28H42ZM49 27H50V25H49ZM48 27V28H49ZM53 27H56V26H54L53 25ZM94 27H95V25H94ZM137 27V26H136ZM179 27V26H178ZM178 27H177V29H176V27H173L172 26V29H169L170 30V32L171 33H174V35L176 36L175 38H176V41L177 42H175V45H174V48H173V52H172V58H170V60L166 63V64H164L162 67H161V71H160V73L158 74V76L157 77H159V79H158V82L156 81L157 79H153L154 80V82L156 83H158V86H157V84H156V87L155 88H152V89H158V100L161 102V105H163L164 106V110L166 109L167 110V113L164 111V112H162V114L163 113H165V115L166 116H164V118H167L168 119V117L170 116V115H174L178 120H179V122L180 123H182L183 125H184V127L186 128V129H190V130H197L198 131V129L199 130H203L202 132H204V129H203V125H202V123L200 122V123H198V122H195V121H193V120H200L199 118H200V116H201V112L203 113L205 110H203V108H202V110H200V111H198L197 109L195 110L194 108V110H189V107H190V105H189V107H187V103H185V100H183L184 98H182V96H181V93H180V91L177 89V86L179 85L178 83L180 82V81H183V80H180V77L182 76V74H183V78L185 79V77H184V73L186 72L185 71V68H186V62H187V60H188V58H189V56L190 55H193V54H190L188 51L187 52H183L184 51V49L183 48H181V46L182 47H185L187 44H188V42L193 46V43L195 42V40L193 39V38H197V36L199 35V31L201 30V35H203L202 34V27L201 26H199L198 28H195L194 29V34L192 35V37H191V39L189 40V41H184V39H185V37H184V35H182V32L184 33V31L183 30H179L178 29ZM1 28V33L0 34H2L4 31H3V29H2V26L0 27ZM5 28V27H4ZM6 28H8V27H6ZM13 28V27H12ZM11 28V29H12ZM71 28H72V26H71ZM131 28V27H130ZM132 28H133V26H132ZM160 28V27H159ZM35 30H36V28H34ZM39 29H40V27H39ZM50 29V28H49ZM56 29V28H55ZM54 29V30H55ZM59 29H58V31H59ZM77 30H78V28H76ZM76 29H72L73 31H71V32H73L74 34H76V32H74V30H76ZM138 29V28H137ZM154 29V28H153ZM152 29V30H153ZM161 29H163V28H161ZM166 29V28H165ZM180 29H181V27H180ZM186 29V28H185ZM209 29V28H208ZM208 29H206L205 28V30H208ZM9 29H7V30H5V32L6 31H8ZM47 30V29H46ZM52 30V29H51ZM64 30V29H63ZM62 30V31H63ZM66 30V29H65ZM82 30H84V28L82 29ZM128 30V29H127ZM150 30V29H149ZM38 31V30H37ZM42 30H41V33L40 34H42V32H43ZM131 30H129V32H130ZM133 31V30H132ZM143 31V30H142ZM180 31V32H179ZM4 32V33H5ZM28 32H30V31H28ZM40 32V30L38 31V33ZM48 32H51V33H55V31H48ZM64 32V31H63ZM69 32V33H68ZM67 33L68 34H70V35H72L71 34V32L70 31H68ZM78 32V31H77ZM165 32H166V30H165ZM33 33H34V31H33ZM131 33H135V32H131ZM137 33V32H136ZM152 33V32H151ZM205 33V32H204ZM57 34L58 33H55V35L57 36ZM68 34H67V36H68ZM79 34V33H78ZM98 34V33H97ZM110 34V33H109ZM143 34V33H142ZM166 34V33H165ZM205 34H208V33H205ZM22 35H24V34H22ZM42 35H45V32L42 34ZM49 35H51L50 33H49ZM53 35V34H52ZM51 35V36H52ZM59 35V34H58ZM62 36H64V34H61ZM60 35V36H61ZM132 35V34H131ZM139 35V34H138ZM151 35V34H150ZM201 35H199V36H201ZM5 36V35H4ZM7 36V35H6ZM36 36V35H35ZM54 36V35H53ZM66 36V35H65ZM101 36V35H100ZM143 36V35H142ZM198 36V37H199ZM207 37H208V35H206ZM8 37V36H7ZM33 37V36H32ZM41 36H38V38H40ZM44 37V36H43ZM47 37H48V34H47ZM46 37V38H47ZM57 37H59V36H57ZM75 37V36H74ZM78 37V36H77ZM95 37H96V34H95ZM97 37H98V35H97ZM115 37V36H114ZM135 37V36H134ZM133 37V38H134ZM188 37V36H187ZM36 38V37H35ZM54 38H55V36H54ZM53 38V39H54ZM69 38V37H68ZM68 38H67V40H68ZM143 38H145V37H143ZM200 38V37H199ZM198 38V40H200ZM6 39H8V38H6ZM23 39H24V37H23ZM32 39V38H31ZM30 39V41L31 42H33L32 40ZM43 39V38H42ZM49 39V38H48ZM58 39V38H57ZM56 39V40H57ZM59 39H60V37H59ZM81 38L79 37V39L78 40H80ZM82 39H83V36H82ZM95 39V38H94ZM93 39V40H94ZM97 39V38H96ZM187 39V38H186ZM202 39H203V36H202ZM206 39V38H205ZM205 39H203L204 41H205ZM26 40V39H25ZM28 40H29V38L27 39V41H24V42H28ZM34 41L36 40V39H33ZM38 41H39V39H37ZM36 40V41H37ZM56 40H52V41H54V43H55V41ZM65 40V37L63 38V41ZM67 40H65L64 42H66ZM76 40V39H75ZM103 40V39H102ZM135 40V39H134ZM139 40V39H138ZM197 40V39H196ZM197 40V41H198ZM214 40H213V43H214V45L213 46H211L210 47V45H209V47H210V49L213 47V49L215 48L214 46H215V42H214ZM23 41H21V42H23ZM37 41V42H38ZM40 41H41V39H40ZM42 41H47V40H42ZM59 41H61V39L59 40ZM77 41V40H76ZM208 41V40H207ZM211 41V40H210ZM58 42V41H57ZM77 42H79V41H77ZM82 42V41H81ZM96 42H99V41H97L96 40ZM103 42V41H102ZM111 42V41H110ZM131 42V41H130ZM147 42V41H146ZM200 42H202V40L200 41ZM199 42V43H200ZM14 43V42H13ZM12 42H11V44H13ZM29 43V42H28ZM28 43H24V45L26 44V45H29ZM39 43V42H38ZM47 43H50V41H48ZM53 43V44H54ZM68 43H70V42H68ZM67 43V44H68ZM93 43V41L91 42V44ZM100 43V42H99ZM106 43V42H105ZM105 43H103V44H105ZM197 43V42H196ZM199 43H197L198 45H199ZM205 42H203V44H204ZM218 44H220L219 43V41L217 42ZM19 44V43H18ZM21 44V43H20ZM33 45V43H30V45ZM35 45H36V43H34ZM41 44V45H40ZM52 44V45H53ZM85 44V43H84ZM90 44V45H91ZM94 44H95V42H94ZM93 44V45H94ZM97 44V43H96ZM95 44V45H96ZM135 44V43H134ZM179 44V45H178ZM195 44V43H194ZM203 44H201V45H203ZM5 44H3V46H4ZM23 45V44H22ZM25 45V47H27ZM42 45H44L43 44V42L42 43H39V46H42ZM47 45H49V44H47ZM51 45V44H50ZM79 45V44H78ZM81 45V44H80ZM79 45V46H80ZM87 45V44H86ZM88 45H89V43H88ZM87 45V46H88ZM93 45L91 46V47H88V48H91V49H93L92 47H93ZM98 46H101L102 47V44L100 43V45L99 44H97ZM122 45H123V43H122ZM136 45V44H135ZM212 45V44H211ZM19 46V45H18ZM38 46V45H37ZM36 46V48H38ZM66 46V45H65ZM68 46V45H67ZM66 46V47H67ZM86 46V47H87ZM105 45H103V47H104ZM129 46V45H128ZM139 46V45H138ZM188 46H189V44H188ZM192 46H190V47H192ZM196 46V45H195ZM208 46V45H207ZM4 47H6V46H4ZM33 47V49L35 50V47H34V45L32 46ZM49 46H42V47H40V48H48ZM82 47V46H81ZM81 47H80V49H81ZM85 47V48H86ZM12 48V47H11ZM39 48V49H40ZM51 48L52 47H50L49 48V50H50V52H52L51 51ZM100 48V47H99ZM104 48H106V47H104ZM132 48H133V45H132ZM194 48V47H193ZM6 49H7V47H6ZM18 49V48H17ZM20 49H22V48H20ZM25 49V48H24ZM33 49H31V50H33ZM68 49V48H67ZM94 49H95V47H94ZM93 49V50H94ZM198 49V48H197ZM197 49H196V52H198L199 54H200V49H199V51H197ZM208 49V48H207ZM212 49V50H213ZM215 49H217V48H215ZM30 50V53H32L33 51H31ZM38 50V49H37ZM45 50V49H44ZM61 50V49H60ZM70 50H71V47H70ZM84 50H86V49H84ZM88 50L89 49H87V52H88ZM92 50V51H93ZM95 50H97V48L95 49ZM98 50H100V49H98ZM101 50L104 52V49H102L101 48ZM107 50V49H106ZM124 50V49H123ZM183 50V51H182ZM186 50V49H185ZM191 50H193V49H191ZM212 50H211V52H212ZM219 50V49H218ZM221 50V49H220ZM12 51V50H11ZM16 51V50H15ZM36 51V50H35ZM35 51H34V53H35ZM39 51L40 50H38V53H39ZM66 51H68V50H66ZM80 51V50H79ZM102 51H100V53L101 54H103V52ZM108 51V50H107ZM132 51V50H131ZM195 51V50H194ZM204 51V50H203ZM202 50H201V55L203 54L202 52H203ZM5 53L7 52V50L6 51H4ZM24 52V51H23ZM46 52V51H45ZM61 52V51H60ZM63 52H65V51H63ZM69 52H72V51H69ZM81 52V51H80ZM4 53V54H5ZM29 53V55H28V53L26 54V55H28V56H30L31 54ZM34 53H32V54H34ZM37 53V52H36ZM41 53L45 56L46 54L45 53H43L42 51H41ZM52 53H54V51L52 52ZM50 54L51 56L53 55V54ZM57 53V52H56ZM65 53H67V52H65ZM90 53H91V51H90ZM98 53V52H97ZM96 53V54H97ZM100 53H98V54H100ZM205 53V52H204ZM214 53V52H213ZM58 54H59V50H58ZM60 54H63L62 52L60 53ZM68 54V53H67ZM70 54V53H69ZM80 54V53H79ZM89 54V53H88ZM95 54V55H96ZM100 54V55H101ZM106 54V53H105ZM105 54H103V55H105ZM124 54V53H123ZM14 55V54H13ZM12 55V56H13ZM24 55V54H23ZM22 55V53H19V54H17L16 56H15V61L13 62V60H12V62L10 61V69L8 68V70H5V68H4V70L3 71H0V86H3V85H5V83H7L8 84V77H10V76H8V74H9V72H12L11 70H13V69H11V68H13L14 67V64H15V66L16 67H18V66H22L24 63H25V61H26V59H29L30 61H31V57H27V58H25V61H24V56ZM39 56H40V53L38 54ZM47 55H49V53H47ZM55 55V54H54ZM54 55H53V57H54ZM94 55V56H95ZM110 55V54H109ZM196 56H197V54H195ZM194 55V56H195ZM1 56V55H0ZM5 57H6V55H4ZM33 56V55H32ZM39 56H37V57H39ZM43 56V57H44ZM51 56H48V57H51ZM62 56V55H61ZM63 56H64V54H63ZM66 56V55H65ZM91 55L89 54V57H90ZM102 56V55H101ZM106 56V55H105ZM166 56V55H165ZM199 56V55H198ZM35 56H33L32 58H34ZM41 57V56H40ZM42 57V58H43ZM47 57V56H46ZM88 57V56H87ZM96 57V56H95ZM99 57V56H98ZM103 57V59H104V56H102ZM128 57V56H127ZM183 57H187V59L185 60V61H181V63L180 64H177L176 62L178 61L179 62V60L178 59H181V58H183ZM7 58V57H6ZM10 58V57H9ZM12 58H14V57H12ZM57 58H58V55H57ZM65 58V57H64ZM63 57H62V59H64ZM107 58H108V56H107ZM106 58V60H108ZM110 58H112V57H109V59ZM131 58V57H130ZM137 58V57H136ZM162 58V57H161ZM191 58V57H190ZM199 58H201V57H199ZM204 58V57H203ZM206 58V57H205ZM220 58H222V59H224L225 60V62L224 63H222V65H220V64H218V66L220 65V66H222L221 68H222V70L220 69V68H217L216 70H215V68H216V64H217V62H218V59H220ZM36 59V58H35ZM44 59H46V58H44ZM43 59V60H44ZM50 59H52V58H50ZM50 59H49V61H50ZM61 59V60H62ZM67 59H69V58H67ZM66 59V60H67ZM77 59V58H76ZM90 59H92L93 60V58L91 57ZM102 58H100V60H101ZM193 59V58H192ZM197 59V58H196ZM221 59V60H222ZM1 60V59H0ZM28 60V61H29ZM54 60V59H53ZM60 60V59H59ZM86 60V59H85ZM91 60V61H92ZM95 60V59H94ZM93 60V61H94ZM195 60V59H194ZM206 60V59H205ZM258 60V61H259ZM262 60V59H261ZM8 61V60H7ZM24 61V63L22 64V62ZM35 61V60H34ZM41 61V60H40ZM48 61V62H49ZM64 62H65V60H63ZM63 61H61L62 63H64ZM68 61V60H67ZM87 62H89L88 61V59L86 60ZM90 61V63L92 64V62ZM98 61V60H97ZM97 61H94V63H96V64H98L97 63ZM102 62H101V64L103 63V61L104 60H101ZM110 61H111V59H110ZM129 61V60H128ZM223 61V60H222ZM36 62H37V60H36ZM35 62V63H36ZM38 62H39V60H38ZM44 62H45V60H44ZM44 62H42V63H44ZM50 62H52V61H50ZM49 62V63H50ZM71 62V61H70ZM80 62V61H79ZM78 62V63H79ZM108 62H109V60H108ZM130 62V61H129ZM199 62V61H198ZM201 62V61H200ZM199 62V63H200ZM208 62V61H207ZM262 62H263V60H262ZM7 63V64H8ZM32 63V62H31ZM34 63V62H33ZM40 64V67L42 68L43 67V64ZM54 63H55V61H54ZM69 63V62H68ZM77 63V62H76ZM110 63V62H109ZM111 63H113V60H112V62ZM132 63V62H131ZM188 63V62H187ZM219 63V62H218ZM258 63H260V62H258ZM258 63H254V65L255 66H257L256 64H258ZM38 63H36V65H37ZM51 64V63H50ZM52 64H53V62H52ZM57 64V63H56ZM58 64H59V62H58ZM65 64H67L66 62H65ZM73 64V63H72ZM96 64H92V66L94 67ZM100 64V61H99V65H101ZM135 64V63H134ZM232 64L234 65L233 67H232ZM262 64V63H261ZM25 65H27V62H26V64ZM30 65V64H29ZM32 65V64H31ZM29 66L28 68H30V67H32V66ZM42 65V66H41ZM45 65H46V62H45ZM75 65V64H74ZM73 65V66H74ZM77 65V64H76ZM84 65H86L85 63H84ZM84 65H79V66H82V67H80V68H83L84 69V72H85V69H88V68H86ZM130 65V64H129ZM188 65V64H187ZM253 65V66H254ZM260 65V64H259ZM258 65V66H259ZM1 67H2V65H0ZM34 66V65H33ZM56 66H58V65H56ZM61 66V67H60ZM60 68H62V65L60 64ZM64 66V65H63ZM66 66H68V65H65V67ZM85 68H84V67ZM88 66V65H87ZM91 66V67H92ZM104 65L102 64V68H100V66H97V68L99 67L100 69L99 70H101L102 69V71H103V69L106 67V66H104ZM135 66V65H134ZM133 66V67H134ZM189 66V65H188ZM217 66V67H218ZM219 66V67H220ZM37 67H39V65L37 66ZM35 68L36 70L37 69H39V71L40 70H42L41 68ZM76 66H74V68H75ZM90 67V68H91ZM91 68V69H94V68ZM195 67H197V66H195ZM247 67V68H246ZM22 68H23V66H22ZM26 68H27V66H26ZM27 68V69H28ZM34 68V67H33ZM54 68V67H53ZM59 68V69H60ZM69 68V67H68ZM79 68V67H78ZM79 68V69H80ZM203 68V67H202ZM208 68V67H207ZM235 68V67H234ZM262 68V67H261ZM263 68H264V66H263ZM263 68H262V70H263ZM54 69H56V68H54ZM58 69V70H59ZM62 69H64V67L62 68ZM66 69V68H65ZM71 69V68H70ZM83 69H80V70H83ZM91 69H90V71H91ZM95 69H96V67H95ZM121 69V68H120ZM128 69V68H127ZM148 69V68H147ZM243 69H242V71H243ZM248 69H247V71H248ZM2 70V69H1ZM30 70H32L31 68H30ZM30 70H28V71H30ZM57 70V72H55L56 74L58 73V74H60V72ZM137 70V69H136ZM160 70V69H159ZM186 70L188 71V70H190L189 68H186ZM200 70H201V68H200ZM199 69H198V72L200 71ZM203 70H206V68L205 69H203ZM22 71H23V69H22ZM26 71V70H25ZM63 71H65L66 72V70H63ZM74 71V70H73ZM76 71V70H75ZM89 71V70H88ZM88 71L86 72V73H84V74H86V75H88L89 73H88ZM89 71V72H90ZM107 71V70H106ZM118 71V70H117ZM140 71V70H139ZM183 71H184V73H183ZM246 71V72H247ZM259 71V70H258ZM257 71V72H258ZM16 72V71H15ZM20 72V71H19ZM35 72V71H34ZM41 72V71H40ZM42 72H43V70H42ZM41 72V73H42ZM72 72V71H71ZM77 72H78V69H77ZM77 72H75V74L77 73ZM83 72V71H82ZM92 72H94V71H91V73ZM109 72V71H108ZM119 72H121V71H119ZM135 72V71H134ZM138 72V71H137ZM234 72H236L235 70H234ZM239 72H240V70H239ZM244 72V71H243ZM246 72H244V73H246ZM12 73H14V72H12ZM40 73V74H41ZM48 73H50V69H49V72ZM53 73V72H52ZM51 73V74H52ZM54 73V74H55ZM64 73V72H63ZM67 73H68V70H67ZM146 73V72H145ZM229 74V75H231V78L230 79H228L229 80V83H228V80L227 81H225V76H226V74ZM242 73V72H241ZM248 73V72H247ZM251 73H253V74H251ZM262 73H263V71H262ZM17 74V73H16ZM16 74H14V76L16 75ZM20 74H21V72H20ZM27 74V73H26ZM31 74H33V73H30V75ZM43 74V73H42ZM50 74V75H51ZM55 74V75H56ZM62 74V73H61ZM60 74V75H61ZM64 74H66V73H64ZM80 74V73H79ZM81 74H83V73H81ZM84 74H83V76H84ZM94 74V73H93ZM97 74H99V72L97 73ZM119 74V73H118ZM141 74V73H140ZM144 74V73H143ZM148 74V73H147ZM9 75H12V74H9ZM37 75H38V73H37ZM46 75V74H45ZM44 75V76H45ZM92 75V74H91ZM91 75H89V77L91 76ZM95 75L96 74H94V77H95ZM126 75V74H125ZM145 75V74H144ZM228 75V76H229ZM240 75V74H239ZM242 75V74H241ZM251 75H253V76H251ZM259 75V74H258ZM19 76V75H18ZM24 77L22 78V76H21V78H22V80H24V78L26 77L25 75H23ZM27 76H29V75H27ZM49 76V75H48ZM59 76V75H58ZM63 76V75H62ZM73 76H74V74H73ZM76 76H77V78L79 79V77H81L80 75H79V77H78V73L76 74ZM81 77L80 79H84V77L86 78V76H84V77ZM148 76H149V74L148 75H146V77H147V79H148V81H149V78H148ZM151 76V75H150ZM207 76V75H206ZM235 76H237V75H235ZM262 76H264V74H262ZM13 77V76H12ZM12 77H10V78H12ZM16 77H17V75H16ZM31 77V76H30ZM35 77V76H34ZM40 77H41V75H40ZM45 77H47V75L45 76ZM51 77H54L53 76V74H52V76ZM50 77V78H51ZM57 77V76H56ZM64 78H65V76H63ZM88 77V78H89ZM92 77V76H91ZM90 77V78H91ZM145 77V78H146ZM205 77V76H204ZM238 78H239V76H237ZM14 78V77H13ZM36 78V77H35ZM38 78H39V76H38ZM48 78V77H47ZM63 78V79H64ZM76 77L74 76V79H75ZM86 79V80H91V79ZM111 78V77H110ZM144 78V79H145ZM182 77H181V79H183ZM190 78V77H189ZM211 78H209L210 79V82L209 83H207V84H210V83H212V82H214V81H212L213 79H211ZM229 78V77H228ZM17 79V78H16ZM15 79V80H16ZM20 79V78H19ZM27 79V78H26ZM26 79H25V81H26ZM34 79V78H33ZM41 79V78H40ZM40 79H39V81H40ZM44 79V77L42 78V80ZM52 79V78H51ZM54 79V78H53ZM52 79V80H53ZM62 79V80H63ZM79 79V80H80ZM121 79H123V78H121ZM141 79H142V77H141ZM200 79V78H199ZM263 79V80H262ZM9 80H12V79H9ZM14 79H13V83H15L16 81H15ZM32 80V79H31ZM30 80V81H31ZM45 80V79H44ZM43 80V81H44ZM55 80H56V78H55ZM54 80V81H55ZM69 80V79H68ZM73 80V79H72ZM77 80V79H76ZM78 80V81H79ZM92 80H93V77H92ZM106 80V79H105ZM116 80V79H115ZM134 80V79H133ZM146 80V79H145ZM187 79H185V81H186ZM201 80V79H200ZM15 81V82H14ZM19 81V80H18ZM24 81V82H25ZM32 81H34V83L37 81V80H32ZM31 81V82H32ZM42 81V82H43ZM48 81V80H47ZM61 81V80H60ZM71 81V80H70ZM74 82H78V81H75V80H73ZM72 81V82H73ZM84 81H85V79H84ZM109 81V80H108ZM117 81V80H116ZM115 81V82H116ZM143 81V80H142ZM212 81V82H211ZM11 82V81H10ZM20 82H21V80H20ZM20 82H18L19 84H20ZM23 82V81H22ZM31 82H28V84L30 83L31 84ZM41 82V81H40ZM41 82V83H42ZM57 82H58V80H57ZM85 82H87V81H85ZM93 82V81H92ZM92 82H90V84H92ZM97 82V81H96ZM184 82V81H183ZM194 82V81H193ZM33 83V82H32ZM33 83V84H34ZM55 83H56V81H55ZM66 83V82H65ZM71 83V82H70ZM69 83V84H70ZM79 83L80 84H82L81 83V80L79 81ZM84 83V82H83ZM88 83V82H87ZM87 83H85L86 85H87ZM124 83V82H123ZM187 83V82H186ZM190 83V82H189ZM192 83V82H191ZM12 84V83H11ZM11 84H9V85H11ZM19 84H18V86H19ZM33 84H32V86H33ZM37 84H39V82L37 83ZM45 84V83H44ZM50 84V83H49ZM48 84V85H49ZM68 84V83H67ZM66 84V85H67ZM76 83H74V85H75ZM78 84V83H77ZM76 84V85H77ZM79 84V85H80ZM89 84V83H88ZM115 84V83H114ZM138 84V83H137ZM147 84V83H146ZM149 84V83H148ZM151 84H153V83H151ZM214 84V83H213ZM13 85V84H12ZM11 85V86H12ZM16 85V84H15ZM15 85L13 86V88L15 87ZM26 85H27V83H26ZM41 85V84H40ZM40 85H38V86H40ZM73 85V84H72ZM73 85V86H74ZM117 85V84H116ZM139 85V84H138ZM181 85H182V82H181ZM180 85V86H181ZM8 86V85H7ZM21 86V85H20ZM30 86V85H29ZM35 86V85H34ZM42 86H43V84H42ZM45 86V85H44ZM50 87L52 86V88L53 87H55V86H53V85H49ZM60 86V85H59ZM69 86V85H68ZM80 86H82V85H80ZM90 86V85H89ZM92 86V85H91ZM142 86V85H141ZM150 86V85H149ZM180 86H178V88H181ZM206 86V85H205ZM212 86V85H211ZM221 86H218L217 85V87H220V89H221ZM25 87H27V86H25ZM67 87V86H66ZM70 87V86H69ZM74 87H76V86H74ZM74 87H72V89H75ZM86 87V86H85ZM137 87V86H136ZM198 87V86H197ZM203 87V86H202ZM207 87H209V86H207ZM214 87V86H213ZM212 87V88H213ZM216 87V86H215ZM12 88V87H11ZM21 88V87H20ZM41 87H38V89H40ZM46 88V87H45ZM48 88V87H47ZM57 88H58V86L56 87V90H57ZM65 88V87H64ZM63 88V89H64ZM111 88V87H110ZM187 88V87H186ZM211 88V89H212ZM16 89H17V87H16ZM21 89H23V88H21ZM24 89H27V88H24ZM61 89V88H60ZM76 89H77V87H76ZM88 89H89V87H88ZM112 89V88H111ZM113 89H114V87H113ZM129 89V88H128ZM134 89V88H133ZM147 89H148V87H147ZM151 89V88H150ZM177 89V90H176ZM188 89V88H187ZM200 89H202V88H200ZM207 89V88H206ZM211 89H209L210 91H212ZM214 89V88H213ZM219 89V90H220ZM4 90H6V89H4ZM3 90V91H4ZM32 91L31 90V88L30 89H28V91ZM46 90V89H45ZM49 90V89H48ZM55 90V91H56ZM65 90V89H64ZM63 90V91H64ZM71 90V89H70ZM69 90V91H70ZM83 90V89H82ZM86 90V89H85ZM136 90V89H135ZM138 90V89H137ZM149 90V89H148ZM175 90H176V93L174 94L173 92H175ZM181 90V89H180ZM203 90V89H202ZM208 90V89H207ZM215 90H216V88H215ZM13 91V90H12ZM15 91V90H14ZM23 91V90H22ZM25 91V90H24ZM29 91V94L31 93ZM41 91V90H40ZM42 91H43V88H42ZM54 91V90H53ZM54 91V92H55ZM68 91V92H69ZM72 91H74V90H72ZM81 91V90H80ZM79 90H76L75 92H76V94H75V96L74 95H72L73 97H77L76 95H79V94H77V92H80ZM113 91V90H112ZM119 91V90H118ZM143 91V90H142ZM155 91V92H156ZM180 93H178V92ZM181 91H183V90H181ZM210 91H208V92H210ZM218 91V90H217ZM10 92V91H9ZM9 92H6L5 91V93H6V96L9 94ZM17 92V91H16ZM26 92V91H25ZM25 92H22V93H25ZM33 92L34 93H36L35 91H34V87H33ZM50 93H51V88H50V91H49ZM48 92V93H49ZM83 92H84V90H83ZM93 92V91H92ZM96 92V91H95ZM124 92V91H123ZM129 92V91H128ZM157 92H156V94H157ZM184 92V91H183ZM182 92V93H183ZM214 92V91H213ZM212 92V93H213ZM240 92L242 93V94H240ZM1 93H3V92H1ZM11 94L13 93V92H10ZM20 93V92H19ZM18 93V94H19ZM27 93V92H26ZM46 93V92H45ZM47 93V94H48ZM59 93H60V90H59ZM59 93H56V94H59ZM61 93H64V92H61ZM60 93V94H61ZM81 93H82V91H81ZM80 93V94H81ZM85 93V92H84ZM87 93V92H86ZM104 93H105V91H104ZM103 93V94H104ZM113 93V92H112ZM149 93V92H148ZM153 93H154V91H153ZM193 93V92H192ZM191 93V94H192ZM198 93V92H197ZM211 93V92H210ZM209 93V94H210ZM217 93H219V91L217 92ZM221 93H220V95H221ZM41 94V93H40ZM95 94V93H94ZM208 94V95H209ZM214 94V93H213ZM4 95V94H3ZM15 95V94H14ZM23 95V94H22ZM30 95H32V96H34L33 95V93L32 94H30ZM39 95V94H38ZM42 95H43V93H42ZM54 94H52V96H53ZM62 95V94H61ZM64 96H66L65 94H63ZM87 95V94H86ZM107 95V94H106ZM123 95V94H122ZM183 95V94H182ZM185 95H188V94H185ZM220 95H215V97L217 96H220ZM242 95V96H241ZM11 96V95H10ZM9 95H8V97H10ZM13 96V95H12ZM26 96H27V94H26ZM29 96V95H28ZM56 96H58V95H56ZM63 96V100H64V102H65V100H67L66 101V103H67V105H65V107H66V110L68 109V108H71V107H69L68 106V99H66L65 97ZM68 96V95H67ZM80 96V95H79ZM78 96V97H79ZM82 96H84V95H81L80 97L82 98ZM120 96V95H119ZM131 96V95H130ZM139 96V95H138ZM211 96H212V94H211ZM222 96V95H221ZM222 96V97H223ZM1 97V96H0ZM15 97V96H14ZM13 97V98H14ZM19 97V96H18ZM21 97V96H20ZM36 97H37V95H36ZM39 97V96H38ZM38 97L37 98H35L34 99V102H35V100L36 99H38ZM48 97H49V94H48ZM71 97V96H70ZM69 97V98H70ZM73 97H72V99L70 100V101H72L73 100V102L72 103H74V101H75V99H76V102L78 101L77 100V98H74L73 99ZM101 97H102V95H101ZM118 97V96H117ZM140 97V96H139ZM138 97V98H139ZM186 97V96H185ZM213 97V96H212ZM221 97V98H222ZM238 97H236V98H238ZM2 98L4 99V96H2ZM2 98H1V100H2ZM12 98V97H11ZM22 98V99H21ZM21 98H19L18 100L19 101H21V100H23V97H21ZM24 98H25V94H24ZM29 98V97H28ZM41 98H42V96H41ZM44 98H45V96H43V99L42 100H44ZM51 98V97H50ZM59 98V97H58ZM61 98H62V96H61ZM65 98V99H64ZM84 98V97H83ZM82 98V99H83ZM85 98H86V96H85ZM85 98H84V100H85ZM114 98H116V97H114ZM130 98V97H129ZM132 98H134V96L132 97ZM131 98V99H132ZM188 98V97H187ZM195 98V97H194ZM214 98V97H213ZM220 97H218V99H219ZM241 98H239V99H241ZM243 98H242V100H243ZM5 99H7V97L5 98ZM10 99V98H9ZM15 99H16V97H15ZM25 99H27V97L25 98ZM30 99L32 100V98L30 97ZM40 99V98H39ZM46 99H47V97H46ZM52 99H53V97H52ZM56 99V98H55ZM55 99H54V101H55ZM102 99V98H101ZM108 99V98H107ZM120 99V98H119ZM189 99V98H188ZM212 99V98H211ZM223 99V98H222ZM11 100V99H10ZM41 100V101H42ZM58 100H60V99H58ZM81 100V99H80ZM79 100V102H81ZM129 100V99H128ZM137 100H139V99H137ZM155 100V99H154ZM153 100V101H154ZM157 100V101H158ZM209 100V99H208ZM220 100V99H219ZM219 100H217V98H214V99H212V100H209V101H213V102H211L212 104H213V109L212 110H214V109H216L217 108V102L219 101ZM224 100L222 101V104L224 103ZM4 101V100H3ZM7 101H9V100H6L5 102L6 103H8ZM16 101H17V99H16ZM37 101V100H36ZM39 101V100H38ZM40 101V102H41ZM45 101V100H44ZM48 101H49V98L47 99V103H48ZM69 101V103H71ZM110 101V100H109ZM156 101V102H157ZM174 101V102H173ZM184 101V102H183ZM238 101H240V100H238ZM23 102V101H22ZM25 102H29V101H25ZM31 102V101H30ZM40 102H38V103H40ZM50 102V101H49ZM56 102V101H55ZM57 102H59V101H57ZM63 102V101H62ZM61 102V103H62ZM63 102V103H64ZM91 102V101H90ZM95 102V101H94ZM133 102V101H132ZM206 102H208V101H206ZM205 102V103H206ZM6 103H3V104H6ZM9 103H11V101L9 102ZM24 103V102H23ZM32 103V102H31ZM42 103H45V102H42ZM41 103V104H42ZM46 103V104H47ZM51 103H53V101H51ZM127 103V102H126ZM137 104H135L136 106H141V105H138V101L136 102ZM229 103V102H228ZM236 103H237V101H236ZM239 103V102H238ZM11 104H13V103H11ZM15 104V103H14ZM17 104H19V103H17ZM36 104H37V102H36ZM46 104H43V105H45L46 106ZM55 103H53L52 105H54ZM74 104H76V103H74ZM74 104H72V105H74ZM79 104V103H78ZM77 104V105H78ZM92 104V103H91ZM110 104V103H109ZM140 104H143V103H140ZM148 104V103H147ZM158 104V103H157ZM219 104H220V102H219ZM222 104H220L219 106H223ZM235 104V103H234ZM16 105V104H15ZM14 105V106H15ZM24 105H25V107L27 106L26 105V103H24ZM24 105H22V106H24ZM28 105H29V103H28ZM33 105H35V104H33ZM32 105V106H33ZM39 105V104H38ZM41 106V107H44V106ZM56 105V104H55ZM97 105V104H96ZM131 105V104H130ZM134 105V106H135ZM154 105V104H153ZM195 105V104H194ZM207 105V104H206ZM209 105H210V102H209ZM215 105V106H214ZM238 105V104H237ZM236 105V106H237ZM241 105V104H240ZM239 105V106H240ZM1 106V105H0ZM4 107H5V105H3ZM7 106V105H6ZM21 105L19 104V107H20ZM21 106V107H22ZM37 106V105H36ZM48 107V112H49V107H51V104H50V106H49V103H48V105H47ZM58 106V105H57ZM60 106H62V105H60ZM68 106V107H67ZM76 106V105H75ZM74 106V107H75ZM84 106V105H83ZM94 106V105H93ZM129 106V105H128ZM3 107V108H4ZM11 107V106H10ZM17 107H18V105H17ZM20 107V108H21ZM24 107V108H25ZM31 107V106H30ZM40 107V106H39ZM55 107V106H54ZM77 107V106H76ZM91 107V106H90ZM103 107V106H102ZM126 107V106H125ZM130 107V106H129ZM128 107V108H129ZM193 107V106H192ZM211 107H212V105H211ZM2 108V109H3ZM7 108V107H6ZM12 109H13V107H11ZM16 108V107H15ZM20 108H18L19 110H20ZM23 108V107H22ZM22 109L21 111H23V110H25V109ZM26 108H28V106L26 107ZM35 108V107H34ZM47 108H45V111L47 112ZM51 108H53V107H51ZM64 108V107H63ZM78 108L79 109H77V108H75V109H77V110H80L81 108L79 107V105H78ZM86 108V107H85ZM84 107L81 109V110H83V109H85ZM106 108V107H105ZM116 108V107H115ZM144 108V107H143ZM191 108V107H190ZM205 108V107H204ZM208 108V109H207ZM207 110L209 111V113H210V109H209V106H207ZM219 108V107H218ZM37 109V108H36ZM55 110H57L56 109V107L54 108ZM54 109H52V111L54 110ZM71 109H73V108H71ZM99 109V108H98ZM130 109V108H129ZM135 109H136V107H132L130 110H131V112L133 111V113H131V114H134V111H135ZM221 109V108H220ZM233 109V108H232ZM239 109V108H238ZM26 110H30L29 108L28 109H26ZM32 110V109H31ZM34 110V109H33ZM61 110V109H60ZM63 110V109H62ZM70 110V109H69ZM74 110V109H73ZM125 110H126V108H125ZM125 110H124V112H125ZM137 110V109H136ZM153 110V109H152ZM237 110V109H236ZM5 111V110H4ZM44 111V113H46ZM52 111H50V113H52ZM65 111V110H64ZM68 111V110H67ZM67 111L65 112V113H67ZM76 111V110H75ZM85 111V110H84ZM94 111V110H93ZM138 111H140V110H138ZM162 111H163V109H162ZM207 111V112H208ZM216 111H217V109H216ZM219 111H221V110H219L218 109V112ZM233 111H235V109L233 110ZM10 112V114H9V116L10 115H13V113L15 112V109H14V112L13 111H8V113ZM12 112V113H11ZM16 112H17V108H16ZM26 112V111H25ZM29 112H32V111H29ZM55 112V111H54ZM70 112V111H69ZM68 112V113H69ZM72 112H74V111H72ZM96 112V111H95ZM102 112V111H101ZM127 112H128V110H127ZM126 112V113H127ZM152 112V111H151ZM157 112V111H156ZM160 111H158V113H159ZM207 112H205L206 114H207ZM237 112V111H236ZM4 114H5V112H3ZM20 113V112H19ZM18 113V114H19ZM28 113V112H27ZM34 113H35V111H34ZM67 113V115H69ZM77 113V112H76ZM89 113V112H88ZM122 113V112H121ZM129 113V112H128ZM146 113V112H145ZM213 114H214V112H212ZM221 113V112H220ZM240 113V112H239ZM238 113V114H239ZM23 114H25L24 112H23ZM22 113H21V115H19V116H22L23 115ZM36 114V117H37V113H35ZM34 114V115H35ZM42 114V113H41ZM47 114H49V113H47ZM53 114V113H52ZM55 114V113H54ZM54 114L53 115H51L52 116V118H54L53 116H54ZM57 114H59V112L57 113ZM64 114V112L62 113V115ZM80 114H82V113H80ZM79 114V115H80ZM124 114V113H123ZM130 114V113H129ZM130 114V116L133 118V116ZM161 114V115H162ZM206 114H204V115H206ZM212 114V115H213ZM215 114H216V112H215ZM218 115H220L219 113H217ZM222 114V113H221ZM233 114V113H232ZM7 115L8 114H6V115H4V116H6L7 117ZM15 116H17L16 118H12V120L13 119H17L18 118V115H16V114H14ZM26 115H28L27 117H29L30 115H29V113L28 114H26ZM39 115V114H38ZM56 115V114H55ZM64 115H66V114H64ZM66 115V116H67ZM72 115V114H71ZM75 115H77V118H78V114H75L74 113V118L76 117ZM127 115V114H126ZM126 115H124V116H126ZM204 115H202V117L204 118L205 116ZM208 115V114H207ZM237 115V114H236ZM235 115V116H236ZM4 116H1V120H0V124L1 123H3V121L5 120V123H6V121H7V118L5 119V117ZM58 116V115H57ZM57 116L55 117V118H57ZM61 116V115H60ZM60 116L58 117V118H60ZM65 116V117H66ZM84 115H82V117H83ZM109 116V115H108ZM136 116V115H135ZM210 116V115H209ZM234 116V117H235ZM3 117H4V119H3ZM11 117L12 116H10V120H11ZM24 118H26L25 116H23ZM36 117H34L35 119H36ZM43 117H45V116H43ZM47 118L49 117V115L48 116H46ZM45 117V118H46ZM62 117V116H61ZM73 117V116H72ZM80 117V116H79ZM93 117V116H92ZM97 117H99V116H97ZM111 117V116H110ZM114 117H115V115H114ZM129 117V115H127L125 118V120H126V122H127V120L129 119L128 118ZM130 117V118H131ZM141 117V116H140ZM146 117H148V115L146 116ZM154 117V116H153ZM153 117H151V118H153ZM188 117H190V118H192L191 119V122L189 121L188 123H186V121H188ZM212 117V116H211ZM214 117V116H213ZM217 118H218V116H216ZM37 118H41V115L39 116V117H37ZM57 118V119H58ZM81 118V117H80ZM89 118V117H88ZM131 118V119H132ZM143 118V117H142ZM144 118H145V116H144ZM158 118V117H157ZM186 118H187V120H186ZM209 119H210V117H208ZM43 119V118H42ZM64 119V118H63ZM90 119H91V116H90ZM149 119V118H148ZM182 119H184V120H186L185 122H183L184 120H182ZM218 119H220V117L218 118ZM233 119H235V118H233ZM11 120V121H12ZM25 120H27V119H25ZM33 121H34V119H32ZM32 120L30 121L31 123H32ZM45 120V119H44ZM47 120V119H46ZM51 120V119H50ZM50 120H49V118H48V121L50 122ZM53 120V119H52ZM51 120V121H52ZM55 120V119H54ZM65 120V119H64ZM66 120H68V118L66 117ZM82 120V119H81ZM137 120V119H136ZM141 120V119H140ZM152 120V119H151ZM151 120H150V123H152L151 122ZM154 120V119H153ZM162 120V119H161ZM164 120V119H163ZM162 120V121H163ZM166 120V119H165ZM210 120H212V118L210 119ZM214 120V119H213ZM212 120V121H213ZM2 121V122H1ZM9 121V120H8ZM7 121V122H8ZM10 121V122H11ZM20 121H22V120H20ZM19 121V122H20ZM43 121V120H42ZM42 121L40 120V123L42 124ZM57 121V120H56ZM55 121V122H56ZM59 121V120H58ZM58 121H57V124L59 125V127H61L60 126V122L58 123ZM61 121V120H60ZM70 121L71 120H69V123H70ZM73 121V120H72ZM75 121V120H74ZM77 121V120H76ZM103 121V120H102ZM105 121V120H104ZM142 121V120H141ZM147 121V120H146ZM155 121V120H154ZM154 121H153V123H154ZM193 121V122H192ZM201 121V120H200ZM206 121V120H205ZM205 121H202V122H205ZM228 121H231V119L230 120H228ZM236 121V120H235ZM18 122V123H19ZM25 122V121H24ZM23 121H22V125H26V123H24ZM26 122H28V121H26ZM37 120H36V125H37ZM45 123H47V121H44ZM62 122V121H61ZM67 122V121H66ZM65 122V123H66ZM79 122V121H78ZM135 122V121H134ZM148 122V121H147ZM164 122V121H163ZM166 122V125L168 126V122L167 121H165ZM164 122V123H165ZM213 122H215V120L213 121ZM240 122V121H239ZM13 123H14V121H13ZM17 123V121L15 122V124H18ZM53 123H54V121H53ZM53 123H51V124H53ZM64 123V122H63ZM63 123H61L62 125H63ZM73 123V122H72ZM71 123V124H72ZM143 123V122H142ZM157 123V122H156ZM159 123V122H158ZM208 124H209V121L207 122ZM212 123V122H211ZM8 124V123H7ZM12 124V123H11ZM20 124V123H19ZM19 124H18V126H19ZM30 124V123H29ZM35 124V123H34ZM34 124H33V127H35L34 126ZM40 124V125H41ZM51 124H47V125H51ZM55 124V123H54ZM68 124V123H67ZM71 124H69L70 126H71ZM74 124H76V122L74 123ZM85 124H86V122H85ZM127 124V123H126ZM204 124H206V122L204 123ZM205 125V126H209V125ZM217 123H215V125H216ZM227 124H229V122H227ZM231 124V123H230ZM239 124V123H238ZM2 125V124H1ZM4 125V124H3ZM13 126H14V124H12ZM12 125H9V126H12ZM21 125V124H20ZM79 125V124H78ZM78 125H77V127H78ZM99 125V124H98ZM131 125V124H130ZM138 125H140V124H138ZM164 125V124H163ZM163 125H162V127H163ZM240 125V124H239ZM32 126V125H31ZM38 126V125H37ZM41 126H43V125H41ZM44 126H46V125H44ZM43 126V127H44ZM52 126V125H51ZM55 126V125H54ZM84 126V125H83ZM90 126V125H89ZM113 126V125H112ZM126 126V125H125ZM150 126V125H149ZM165 126V125H164ZM166 126V127H167ZM170 126V125H169ZM214 125H211V127H213ZM222 126H223V123H222ZM6 127H8V126H6V124H5V127L3 126V128H6ZM14 127H16V126H14ZM25 127V126H24ZM42 127V130L44 129ZM56 127V126H55ZM58 127V128H59ZM63 127V126H62ZM67 127V126H66ZM72 127V126H71ZM81 127V126H80ZM88 127V126H87ZM136 127H137V125H136ZM141 127V126H140ZM214 127H216V126H214ZM230 127V126H229ZM235 127V126H234ZM233 127V128H234ZM237 127V126H236ZM0 128H1V126H0ZM2 128V129H3ZM9 128H13V127H9ZM17 128V127H16ZM36 128H39V127H36ZM46 128V127H45ZM54 127H52L50 130H52ZM57 127H56V129H58ZM65 128V127H64ZM134 128V127H133ZM132 128V129H133ZM138 129H139V126L137 127ZM169 129H170V127H168ZM176 128V127H175ZM239 128V127H238ZM1 129V130H2ZM14 130H15V128H13ZM21 129H23V126H22V128ZM25 129V128H24ZM55 129V128H54ZM53 129V130H54ZM70 128H68V130H69ZM72 129V128H71ZM82 129V128H81ZM106 129V128H105ZM126 129V128H125ZM149 129V128H148ZM154 129V128H153ZM178 129V128H177ZM207 130H209V128L207 127L206 128ZM237 129V128H236ZM0 130V131H1ZM4 130V129H3ZM6 130V129H5ZM16 130H20V129H16ZM41 130V133L42 132H45V131H42ZM45 130V129H44ZM52 130V131H53ZM60 132H61V130L60 129H58ZM64 130V129H63ZM67 130V129H66ZM73 130V129H72ZM71 130V131H72ZM83 130V129H82ZM137 130V129H136ZM217 130V129H216ZM227 130V129H226ZM234 130H235V128H234ZM238 130V129H237ZM34 131V128H33V130L29 127L28 129H26L25 131H23V133H22V144L24 145V147H28L27 145H28V142H29V139L32 137V132ZM38 131H39V129H38ZM55 131V130H54ZM59 131H58V133H59ZM121 131H122V129H121ZM150 131V130H149ZM156 131V130H155ZM158 131V130H157ZM162 131H164V130H162ZM161 131V132H162ZM173 131V130H172ZM174 131H176V130H174ZM210 131V130H209ZM215 131V130H214ZM7 132V131H6ZM9 132H13V131H9ZM9 132H7V133H9ZM15 132V131H14ZM22 132V131H21ZM37 132V131H36ZM49 132V131H48ZM66 132V131H65ZM125 132V131H124ZM199 132V131H198ZM217 132V131H216ZM219 132V131H218ZM1 133H3V131H1L0 132V134ZM7 133H6V135H7ZM18 133V132H17ZM34 133V132H33ZM40 133V131H39V135L41 134ZM58 133H56V134H58ZM63 133V132H62ZM62 133H59V134H62ZM83 133H84V131H83ZM86 133V132H85ZM117 133V132H116ZM175 133H177V132H175ZM185 133V132H184ZM190 133V132H189ZM197 133V132H196ZM200 133V132H199ZM214 133V132H213ZM11 134V133H10ZM13 134V133H12ZM15 134V133H14ZM19 134H20V132H19ZM50 134L52 135L53 134V132L51 133V131H50ZM71 134V133H70ZM125 134V133H124ZM171 134V133H170ZM181 133H179V135H180ZM187 134V133H186ZM201 134V133H200ZM203 134V133H202ZM208 134V133H207ZM211 134V133H210ZM230 134V133H229ZM234 134V133H233ZM18 135V134H17ZM37 135V134H36ZM44 135V134H43ZM47 135V134H46ZM45 135V137H47V139H48V136H46ZM49 135V134H48ZM50 135V136H51ZM64 135V134H63ZM78 135V134H77ZM120 135V134H119ZM149 135V134H148ZM154 135V134H153ZM176 135V134H175ZM185 135V134H184ZM195 135H199V134H195ZM204 135V134H203ZM202 135V136H203ZM206 135V134H205ZM204 135V136H205ZM214 134H212V136H213ZM216 135V134H215ZM4 136V135H3ZM34 136H35V134H34ZM53 136H56L55 134H53ZM62 136V135H61ZM61 136H60V140H61ZM124 136H127V135H124ZM166 136V135H165ZM165 136H164V138H165ZM182 136H183V134H182ZM182 136H181V138H182ZM190 136H191V134H190ZM201 136V135H200ZM201 136V137H202ZM208 135H206V137H207ZM2 137V136H1ZM7 137V139H8V137H9V134H8V136H6ZM44 137V136H43ZM57 137V140L59 139V135L58 136H56ZM79 137H81V136H79ZM84 137V136H83ZM93 137V136H92ZM132 137V136H131ZM185 137V136H184ZM189 137V136H188ZM206 137H204V138H206ZM209 137V136H208ZM214 137V136H213ZM218 137V136H217ZM229 137V135L227 136V138ZM3 138V137H2ZM11 139H12V136L10 137ZM17 138V137H16ZM34 138H36V136L34 137ZM53 139H54V137H52ZM75 138V137H74ZM87 138V137H86ZM90 138V137H89ZM129 138V137H128ZM167 138V137H166ZM169 138V137H168ZM185 138H187V135H186V137ZM197 138V137H196ZM200 138V137H199ZM211 138V137H210ZM221 138V137H220ZM224 138V137H223ZM6 139V138H5ZM43 139H45V142H46V138H43ZM80 139V138H79ZM126 139V138H125ZM201 139V142H204V141H202V139L203 138H200ZM212 139V138H211ZM216 139H218V138H216ZM10 140V139H9ZM9 140H8V142H9ZM19 140V139H18ZM36 140V139H35ZM49 140H51V139H49ZM55 140H56V138L53 140L54 142H55ZM56 140V141H57ZM75 140V139H74ZM81 140V139H80ZM175 140H177V138L175 139ZM180 140H183L184 141V138H182V139H180ZM188 140V139H187ZM186 140V141H187ZM209 140V139H208ZM213 140H214V138H213ZM212 140V141H213ZM225 140V139H224ZM0 141H2V140H0ZM7 141V140H6ZM52 141V140H51ZM118 141V140H117ZM123 141V140H122ZM206 141V140H205ZM223 141V140H222ZM11 142H13V141H11ZM18 141H16L15 143H17ZM20 142V141H19ZM38 142V141H37ZM42 142H43V140H42ZM41 142V143H42ZM58 142V141H57ZM85 142V141H84ZM101 142V141H100ZM137 142V141H136ZM168 142V141H167ZM177 142H178V140H177ZM185 142V141H184ZM201 142H197L198 144H200ZM208 142H211V141H206V143H208ZM39 143V142H38ZM38 143H36V144H38ZM41 143H39V145L41 144ZM48 143H51L52 144V147H53V145L54 146H56V144H58V143H54L53 144V142H48ZM73 143V142H72ZM88 143V142H87ZM95 143V142H94ZM141 143V142H140ZM162 143V142H161ZM166 143V142H165ZM182 143V142H181ZM218 143H220L219 141H218ZM3 144V143H2ZM20 144V143H19ZM31 144H32V142H31ZM43 144V143H42ZM71 144V143H70ZM116 144H117V142H116ZM137 144V143H136ZM186 144H187V142H186ZM185 144V145H186ZM196 144V143H195ZM208 144H211V143H208ZM208 144H205L204 146L206 147V145L208 146ZM1 145V144H0ZM6 145V144H5ZM17 145H18V143H17ZM33 145H34V143H33ZM44 146L46 145L45 143L43 144ZM113 145V144H112ZM169 145V147L172 149V150H176L177 152L178 151H180L181 150V148H182V145H179V143H176V142H174V141H172L171 140V142L168 144ZM184 145V144H183ZM2 146V145H1ZM8 146V145H7ZM31 146V145H30ZM47 146V145H46ZM58 146H59V144H58ZM87 146V145H86ZM201 146H202V144H201ZM210 146V145H209ZM5 147V146H4ZM4 147H2V148H4ZM9 147V146H8ZM8 147H7V149H8ZM13 147H14V144H13V146H12V148L11 149H13ZM16 147V146H15ZM35 147V146H34ZM37 147H38V145H37ZM41 147V146H40ZM62 147V146H61ZM76 147V146H75ZM123 147V146H122ZM187 147V145L185 146V149H187L186 148ZM191 147V146H190ZM192 147H194V144H193V146ZM200 147V146H199ZM205 147H204V150H205ZM1 148V147H0ZM19 148H20V145H19ZM18 148V149H19ZM43 147H41L40 149H42ZM54 148V147H53ZM56 148V147H55ZM58 148H60V146L58 147ZM89 148V147H88ZM93 148V147H92ZM98 148V147H97ZM107 148V147H106ZM183 148H184V146H183ZM195 148V147H194ZM203 148V147H202ZM201 148V149H202ZM5 149V148H4ZM38 149V148H37ZM44 149H46L47 150V148H45L44 147ZM57 149V148H56ZM64 149V148H63ZM63 149H61V150H63ZM170 149V150H171ZM184 149V150H185ZM189 149V148H188ZM3 150V149H2ZM20 150V149H19ZM19 150H16V151H18V152H20V154H22L21 153V151H19ZM35 150V149H34ZM54 150V149H53ZM58 150V149H57ZM196 150V149H195ZM5 151V150H4ZM8 151V150H7ZM13 151H15V148H14V150ZM15 151V152H16ZM31 151V150H30ZM41 151V150H40ZM40 151H39V153H40ZM55 151V150H54ZM59 151H60V149H59ZM58 151V152H59ZM126 151V150H125ZM182 151H183V149H182ZM186 151H188V150H186ZM198 151H201V150H198ZM10 152V151H9ZM9 152L6 154L7 156H8V154H9ZM44 152H45V150H44ZM60 152H62V151H60ZM64 152V151H63ZM62 152V153H63ZM71 152V151H70ZM122 152V151H121ZM121 152H120V154H121ZM129 152V151H128ZM162 152V151H161ZM169 152V151H168ZM210 152V151H209ZM208 152V153H209ZM1 153H2V151H1ZM17 153V152H16ZM16 153H15V155H16ZM34 153H35V151H34ZM37 153V152H36ZM47 153V152H46ZM46 153H44V156H45V154ZM54 153V152H53ZM69 153V152H68ZM93 153V152H92ZM146 153V152H145ZM172 153L174 154V152L172 151ZM183 153V152H182ZM184 153H186V152H184ZM188 153V152H187ZM193 153V152H192ZM195 153V152H194ZM206 153V152H205ZM205 153H203V154H205ZM12 153L10 152V155H11ZM19 154V153H18ZM31 154V153H30ZM49 154V153H48ZM51 154V153H50ZM86 154V153H85ZM119 154V153H118ZM202 154V155H203ZM13 155V154H12ZM24 155V154H23ZM34 155V154H33ZM36 155V154H35ZM37 155H39V154H37ZM53 156H54V154H52ZM56 155H57V153H56ZM75 155V154H74ZM102 155V154H101ZM126 155V154H125ZM134 155V154H133ZM139 155V154H138ZM183 154H181L180 156H182ZM186 155V154H185ZM193 155V154H192ZM199 156L201 155V154H198ZM216 155V156H215ZM2 156V155H1ZM4 157H5V155H3ZM18 156H19V158H20V155H17V159H18ZM41 156V155H40ZM42 156H43V154H42ZM47 156V155H46ZM45 156V157H46ZM49 156V155H48ZM48 156H47V158H48ZM131 156V155H130ZM147 156V155H146ZM204 156V155H203ZM215 156V158H214V160H213V157ZM3 157V158H4ZM10 157V156H9ZM12 157H14V155L12 156ZM11 157V158H12ZM28 157V156H27ZM33 157H35V156H33ZM39 157V156H38ZM142 157H144V156H142ZM184 157V156H183ZM182 157V158H183ZM202 157V156H201ZM3 158H2V160H3ZM15 158H16V156H15ZM15 158H13L14 160H15ZM29 158V157H28ZM40 158H42V157H40ZM40 158H38L39 160H40ZM50 159H51V157H49ZM53 158V157H52ZM85 158V157H84ZM117 158V157H116ZM153 158V157H152ZM170 158H171V156H170ZM186 158V157H185ZM189 158V157H188ZM203 158V157H202ZM201 158V159H202ZM5 159H6V157H5ZM32 159V158H31ZM49 159V161H51ZM121 159V158H120ZM140 159V158H139ZM147 159H148V157H147ZM149 159H150V157H149ZM199 159V158H198ZM9 160V159H8ZM10 160H12V159H10ZM37 160V159H36ZM38 160V161H39ZM43 160H45V158L43 159ZM53 160V159H52ZM65 160V159H64ZM80 160V159H79ZM87 160V159H86ZM145 160V159H144ZM180 160V159H179ZM4 161V160H3ZM6 161V160H5ZM13 161V160H12ZM23 161V160H22ZM30 161V160H29ZM37 161V163H39ZM41 161V160H40ZM46 161L47 162H49L47 159H46ZM116 161V160H115ZM146 161V160H145ZM150 161H152V160H150ZM164 160H162V162H163ZM182 161V160H181ZM198 161V160H197ZM200 161V160H199ZM0 162H1V160H0ZM16 162V161H15ZM67 162V161H66ZM98 162V161H97ZM141 162V161H140ZM154 162V161H153ZM175 162V161H174ZM174 162H172V163H174ZM184 162V161H183ZM196 162V161H195ZM12 163H14V162H12ZM17 163V162H16ZM19 163H20V161H19ZM24 163H26V161H24ZM28 163V162H27ZM33 163V162H32ZM36 163V162H35ZM44 163H46V162H44ZM52 163V162H51ZM114 163V162H113ZM165 163V162H164ZM179 163V162H178ZM11 164V163H10ZM10 164H8V165H10ZM22 164H23V162H22ZM29 164H30V162H29ZM143 164V163H142ZM167 164V163H166ZM175 164V163H174ZM0 165H2V163H0ZM7 165V166H8ZM28 165V164H27ZM31 165H33V164H31ZM36 165V164H35ZM38 165V164H37ZM39 165H43V164H39ZM48 165H50V163L48 164ZM153 165V164H152ZM173 165V164H172ZM178 165V164H177ZM176 165V166H177ZM180 165V164H179ZM193 165V164H192ZM191 165V166H192ZM208 165V166H207ZM7 166H5V167H7ZM12 166H13V164H12ZM11 166V167H12ZM15 166V165H14ZM34 166V165H33ZM44 166V165H43ZM42 166V167H43ZM47 166V165H46ZM45 166V167H46ZM53 166V165H52ZM92 166V165H91ZM114 166V165H113ZM142 166V165H141ZM140 166V167H141ZM171 166V165H170ZM175 166V165H174ZM183 166V165H182ZM182 166H181V169H183L184 170V167L182 168ZM189 166H190V164H189ZM202 166H204V164L202 165ZM209 166H210V168H209ZM19 167V166H18ZM29 167V166H28ZM39 167H41V166H39ZM45 167H43V168H45ZM55 167V166H54ZM143 167V166H142ZM169 167V166H168ZM193 167H195V166H193ZM10 168V167H9ZM16 168H17V166H16ZM22 168H23V166H22ZM26 168V167H25ZM29 168H32V167H29ZM48 168H49V166H48ZM155 168V167H154ZM180 168V167H179ZM196 168V167H195ZM6 169V168H5ZM14 169L15 168H13V171H14ZM28 169V168H27ZM51 169V168H50ZM59 169V168H58ZM178 169V168H177ZM180 169V170H181ZM191 169V168H190ZM197 169L198 168H196V171H197ZM16 170V169H15ZM30 170V169H29ZM36 170V172H38L37 170L38 169H34V171ZM40 170H41V168H40ZM39 170V171H40ZM171 170V169H170ZM187 170V169H186ZM1 171V170H0ZM3 171H5L4 169H3ZM12 171V170H11ZM16 171H18V170H16ZM16 171H14V172H12V173H14L15 174V172ZM22 171H24V170H22ZM44 171V170H43ZM47 171H48V169H47ZM47 171H45L46 172V174H47ZM137 171V170H136ZM192 171H194V170H192ZM7 172H8V168H7ZM28 172V171H27ZM29 172H31V170L29 171ZM32 172H33V170H32ZM41 172H42V170H41ZM73 172V171H72ZM93 172V171H92ZM181 172H183V171H181ZM187 172V171H186ZM205 172V171H204ZM203 172V173H204ZM34 173V172H33ZM77 173V172H76ZM134 172H132V174H133ZM4 174V173H3ZM9 174V173H8ZM7 174V175H8ZM17 174V173H16ZM24 174L25 173H23V172H21L19 175H17V178L16 177H14V176H12L11 175V178H16V179H14L13 181H12V184H11V186H9L10 188H9V190H10V194H9V197H8V203H7V205H5V206H2L1 208H0V248L1 247H4V246H2L1 244L3 243V242H5L4 240H6V242H8V235H10L9 233H10V231L11 230H13L14 228L13 227H15L14 225V223H16L15 222V219L13 218V216L11 217L10 215L12 214L10 211H12V210H14L15 209V205L16 204H18V199H20V196L23 194V192H25V191H23L22 192V190H21V188H22V186L25 184L24 183V180L26 179V177L24 178ZM35 174V173H34ZM37 174V173H36ZM44 174V173H43ZM136 174V173H135ZM177 174V173H176ZM5 175V174H4ZM38 175H39V172H38ZM40 175H42V174H40ZM48 175V174H47ZM179 175V174H178ZM194 175V174H193ZM26 176H27V174H26ZM53 176V175H52ZM59 176V175H58ZM188 176V175H187ZM30 177H31V175H30ZM54 177V176H53ZM52 177V178H53ZM91 177V176H90ZM134 177V176H133ZM173 177V176H172ZM175 177H177V176H175ZM0 178H2V177H0ZM31 178H33V177H31ZM39 178H42V176L41 177H39ZM98 178V177H97ZM143 178H145V179H147L146 177H143ZM149 178V177H148ZM166 178H169V177H166ZM178 178V177H177ZM28 179V178H27ZM95 179V178H94ZM118 179V178H117ZM144 179V180H145ZM152 178H150V180H151ZM156 179V178H155ZM155 179H153L154 180V183L156 182L155 181ZM195 179V178H194ZM9 180V179H8ZM42 180H43V178H42ZM101 180V179H100ZM158 180V179H157ZM161 180V179H160ZM159 180V181H160ZM176 180V179H175ZM182 180V179H181ZM192 180H193V178H192ZM31 182H32V180H30ZM131 181V180H130ZM137 181V180H136ZM141 181V180H140ZM171 181H173V180H171ZM28 182V181H27ZM34 182V181H33ZM35 182H36V180H35ZM76 182V181H75ZM149 182V181H148ZM152 182V181H151ZM182 182H184V181H182ZM191 182V181H190ZM38 183V182H37ZM118 183V182H117ZM176 183V182H175ZM186 183V182H185ZM192 183H194V182H192ZM6 184H7V182H6ZM5 184V185H6ZM27 184H29V182L27 183ZM27 184H26V186H27ZM32 184V183H31ZM112 184V183H111ZM119 184V183H118ZM160 184V183H159ZM171 184V183H170ZM189 184V183H188ZM187 184V185H188ZM8 185V184H7ZM6 185V188L8 187ZM33 185V184H32ZM37 185V184H36ZM36 185H35V188H37L36 187ZM40 185H42V184H40ZM99 185V184H98ZM154 185V184H153ZM160 185H162V184H160ZM190 185H192V184H190ZM194 185V184H193ZM192 185V186H193ZM25 185L23 186V187H26ZM30 186V185H29ZM86 186V185H85ZM150 186H151V184H150ZM180 186V185H179ZM34 187V186H33ZM40 187V186H39ZM63 187V186H62ZM126 187V186H125ZM132 187V186H131ZM158 187V186H157ZM27 188H29L28 186L26 187V190H27ZM32 188V187H31ZM50 188V187H49ZM53 188V187H52ZM107 188V187H106ZM146 188V187H145ZM148 188V187H147ZM151 188V187H150ZM153 188H155V187H153ZM153 188H152V190H153ZM182 188H184V186L182 187ZM182 188H180V189H182ZM185 188H187V187H185ZM110 189V188H109ZM124 189H127V188H124ZM155 189H157V188H155ZM4 189H2V191H3ZM7 190V189H6ZM29 190V189H28ZM151 190V191H152ZM160 190V189H159ZM189 190V189H188ZM8 191V190H7ZM7 191H5V193L7 192ZM31 191V190H30ZM30 191H28V192H30ZM33 191H35V190H33ZM110 191V190H109ZM108 191V192H109ZM137 191V190H136ZM165 191V190H164ZM182 191H183V189H182ZM206 191V192H205ZM32 192V191H31ZM159 192V191H158ZM181 192V191H180ZM180 192H178V193H180ZM184 192H186V190H184ZM8 193V192H7ZM6 193V194H7ZM147 193H150L149 191L147 192ZM4 194V193H3ZM28 194V193H27ZM26 194V195H27ZM31 194V193H30ZM30 194L28 195L29 197H30ZM35 194H37V191H36V193ZM108 194V193H107ZM122 194H124V192H122ZM154 194V193H153ZM160 194V193H159ZM176 194H177V192H176ZM183 194V193H182ZM182 194H180V196L182 195ZM197 194V195H198ZM5 195V194H4ZM8 195V194H7ZM94 195V194H93ZM92 195V196H93ZM96 195V194H95ZM112 195V194H111ZM146 195H149V194H146ZM196 195V196H197ZM6 196V195H5ZM25 196V195H24ZM32 196H33V194H32ZM31 196V197H32ZM36 196V195H35ZM63 196V195H62ZM85 196V195H84ZM91 196V197H92ZM141 196V195H140ZM164 196V195H163ZM167 196V195H166ZM168 196H170V195H168ZM28 197V198H29ZM94 198L91 200V201H94V199L96 198L97 199V197L98 196H93ZM149 197H152L151 196V194H150V196ZM159 197V196H158ZM25 198V197H24ZM85 198V197H84ZM87 198V197H86ZM99 198V197H98ZM121 198H122V196H121ZM120 198V199H121ZM22 199V201H23V205H22V207L23 206H25L26 204H24V201L25 200H23V198H21ZM30 199V198H29ZM33 199H36V198H33L32 197V199H30L29 201L27 200V198H26V200L28 201V202H30L31 204H32V201H33ZM95 199V200H96ZM147 199H149V198H147ZM160 199V201H161V198H159ZM166 199H167V197H166ZM165 199V200H166ZM3 200V199H2ZM32 200V201H31ZM99 200L100 199H98L97 201L99 202ZM162 200H163V198H162ZM36 201V200H35ZM97 201H95V204H96V202ZM149 201V200H148ZM20 202H21V200H20ZM26 202V201H25ZM28 202H26L27 203V206H28V204H30V203H28ZM37 202V201H36ZM35 202V203H36ZM97 202V203H98ZM164 202V201H163ZM167 202V201H166ZM22 203V202H21ZM20 203V204H21ZM45 203V202H44ZM77 203H79V202H77ZM175 203V202H174ZM173 203V204H174ZM34 204V203H33ZM32 204V205H33ZM123 204V203H122ZM141 204V203H140ZM165 204V203H164ZM75 205V204H74ZM97 205V204H96ZM76 206V205H75ZM143 206V205H142ZM167 206V205H166ZM169 206V205H168ZM18 207H20V206H18ZM21 207V208H22ZM29 207V206H28ZM68 207V206H67ZM81 207V206H80ZM96 207V206H95ZM130 207H132V206H130ZM139 207V206H138ZM165 207V206H164ZM171 207V206H170ZM21 208H19V209H21ZM24 208L26 209V207H23V210H24ZM33 208H35L34 206H33ZM32 208V209H33ZM69 208V207H68ZM75 208V207H74ZM128 208V207H127ZM132 208H134V207H132ZM162 208H163V206H162ZM18 209V208H17ZM16 209V210H17ZM38 209V208H37ZM98 209V208H97ZM174 209H176V208H174ZM173 209V210H174ZM22 210V209H21ZM27 210H29V208L28 209H26V211H25V213L27 212ZM145 210V209H144ZM165 210H169L168 208L167 209H165ZM30 211H31V209H30ZM106 211V210H105ZM108 211V210H107ZM138 211V210H137ZM150 211V210H149ZM170 211V210H169ZM13 212V211H12ZM15 212V211H14ZM22 212V211H21ZM59 212V211H58ZM93 212V211H92ZM145 212V211H144ZM171 212V211H170ZM11 213V214H10ZM17 213V212H16ZM23 213H24V211H23ZM24 213V214H25ZM167 213V212H166ZM10 214V215H9ZM18 214V213H17ZM27 214V213H26ZM73 214V213H72ZM99 214V213H98ZM23 216H25V215H23ZM74 216V215H73ZM20 217H22V216H20ZM26 217H29L28 215L26 216ZM26 217H24V219H23V221L24 220H26ZM32 216H30V218H31ZM89 217V216H88ZM110 217V216H109ZM134 217V216H133ZM11 218V219H10ZM17 218H19V216L17 217ZM23 218V217H22ZM99 218V217H98ZM104 218V217H103ZM173 218V217H172ZM37 219H39V218H37ZM4 220H8V222H6V223H2V221H4ZM20 220H22L21 218H20ZM27 220H29V219H27ZM26 220V221H27ZM106 220V219H105ZM112 220V219H111ZM148 220V219H147ZM179 220V219H178ZM17 221V220H16ZM19 221V220H18ZM163 221V220H162ZM174 221H176V220H174ZM180 221V220H179ZM21 222V221H20ZM34 222V221H33ZM77 222H78V220H77ZM22 223H25V221L24 222H22ZM89 223V222H88ZM177 223V222H176ZM180 223V222H179ZM19 224V223H18ZM35 224V223H34ZM77 224V223H76ZM79 224V223H78ZM163 224V223H162ZM180 224H182V223H180ZM21 225V224H20ZM69 225V224H68ZM40 226V225H39ZM71 226H72V224H71ZM114 226V225H113ZM112 226V227H113ZM153 226V225H152ZM158 226V225H157ZM169 226H171V224L169 225ZM175 226V225H174ZM99 227V226H98ZM111 226L110 227H108V228H112ZM115 227V226H114ZM178 227H179V225H178ZM13 228V229H12ZM16 228V227H15ZM78 228V227H77ZM120 228V227H119ZM168 228V227H167ZM177 228V227H176ZM36 229V228H35ZM100 229V228H99ZM118 229V228H117ZM145 229V228H144ZM17 230V229H16ZM59 230V229H58ZM98 230V229H97ZM100 230H102V229H100ZM114 230H115V228H114ZM135 230V229H134ZM151 230V229H150ZM162 230V229H161ZM167 230V229H166ZM171 231H172V229H170ZM176 230V229H175ZM75 231V230H74ZM73 231V232H74ZM112 231V232H111ZM164 231V230H163ZM174 231V230H173ZM179 231H180V229H179ZM178 231V232H179ZM20 232V234H21V232H22V230L21 231H19ZM32 232V231H31ZM107 232V231H106ZM115 233V231H113V230H110V233ZM165 232V231H164ZM175 232V231H174ZM173 232V233H174ZM12 233H14L15 235L17 234V232H12ZM11 233V234H12ZM103 233V232H102ZM109 233V232H108ZM113 233V234H114ZM124 233V232H123ZM140 233V232H139ZM159 233V232H158ZM168 233V232H167ZM76 234V233H75ZM104 234V233H103ZM112 234V235H113ZM171 234V233H170ZM180 234V233H179ZM72 235V234H71ZM77 235V234H76ZM87 235V234H86ZM111 235V234H110ZM118 235V234H117ZM11 236V235H10ZM70 236V235H69ZM74 236V235H73ZM105 236V235H104ZM134 236V235H133ZM172 236H174V238H176L175 237V235L173 234ZM172 236H170V237H172ZM179 236H181V234L179 235ZM183 236V235H182ZM181 236V237H182ZM20 237H21V235H20ZM64 237V236H63ZM76 237V236H75ZM75 237L72 239V242H73V240L75 239ZM100 238H101V235L99 236ZM119 237V236H118ZM159 237V236H158ZM169 237V238H170ZM180 237V238H181ZM14 238V237H13ZM71 238V237H70ZM100 238L98 239V240H100ZM105 238H107L106 236H105ZM155 238V237H154ZM185 238V237H184ZM183 238V239H184ZM9 239H11V237L9 238ZM67 239V238H66ZM84 239H85V237H84ZM90 239V238H89ZM95 239V238H94ZM108 239V238H107ZM107 239H105V240H107ZM110 239H112V238H110ZM147 239V238H146ZM172 239H173V237H172ZM171 239V240H172ZM177 239V238H176ZM179 239V238H178ZM17 240H18V238H17ZM19 240H20V238H19ZM75 240H77V239H75ZM86 240V239H85ZM104 240V239H103ZM109 240V239H108ZM130 240V239H129ZM164 240H167V238H165L164 237ZM163 240V241H164ZM175 240V239H174ZM173 240V241H174ZM180 240V239H179ZM182 240V239H181ZM181 240H180V242H181ZM96 241H97V239H96ZM101 241L102 240H100V242H98V243H101ZM110 241V240H109ZM116 241V240H115ZM117 241H120L119 239L117 240ZM168 241V240H167ZM170 241V240H169ZM176 241V240H175ZM174 241V242H175ZM178 241V240H177ZM5 242V243H6ZM9 242H14V239L13 240H9ZM17 242V241H16ZM18 242H20V241H18ZM95 242V241H94ZM106 242V241H105ZM111 242V241H110ZM174 242H173V244H171V245H175L174 244ZM5 243H3V245H6ZM90 243V242H89ZM104 243V241L102 242V244ZM108 243V242H107ZM106 243V244H107ZM119 243V242H118ZM162 243V242H161ZM179 243V242H178ZM11 245H13L12 243H10ZM10 244H7V245H9L10 247H11V245ZM19 244V243H18ZM22 244V243H21ZM20 244V245H21ZM76 244H78V243H76ZM101 244V246H103ZM117 244V243H116ZM160 244V243H159ZM167 244V243H166ZM6 245V246H7ZM68 245V244H67ZM75 245V243H73V246ZM92 245V244H91ZM98 246H99V244H97ZM111 245H113V244H111ZM111 245H109L110 247H111ZM165 245V244H164ZM177 245V244H176ZM22 246H23V244H22ZM70 246V245H69ZM72 246V245H71ZM72 246V247H73ZM97 246V247H98ZM105 246V245H104ZM115 246V245H114ZM161 246V245H160ZM169 246H170V244H169ZM13 247V250H14V245L12 246ZM15 247H16V244H15ZM17 247H18V245H17ZM16 247V248H17ZM20 247V246H19ZM75 247V246H74ZM106 247V246H105ZM113 247V246H112ZM136 247H137V245H136ZM173 247V246H172ZM71 248V247H70ZM69 248V249H70ZM88 248V247H87ZM91 248V247H90ZM107 248V247H106ZM161 248H162V246H161ZM165 248V247H164ZM167 248V247H166ZM169 248V247H168ZM19 249V248H18ZM18 249H17V251H18ZM25 249V248H24ZM23 249V250H24ZM73 249V248H72ZM76 249V248H75ZM77 249H79V248H77ZM85 249V248H84ZM103 249V248H102ZM105 249V248H104ZM104 249H103V252H104ZM113 249V248H112ZM111 248H110V251L112 250ZM118 249H120V248H118ZM178 249V248H177ZM21 250V249H20ZM28 250V249H27ZM26 250V251H27ZM74 250V249H73ZM80 251H81V249H79ZM78 250V251H79ZM107 250V249H106ZM136 250V249H135ZM159 250L161 251V249L159 248ZM168 250V249H167ZM15 251V250H14ZM69 252H70V250H68ZM94 251V250H93ZM109 251V250H108ZM108 251H107V253H108ZM122 251V250H121ZM137 251V250H136ZM19 252V251H18ZM17 252V253H18ZM86 252V251H85ZM112 252H113V250H112ZM135 252V251H134ZM159 252V251H158ZM157 252V253H158ZM162 252H164V251H162ZM161 252V254H163ZM173 252V251H172ZM171 252V249H170V252H168L167 251V253H172ZM4 253V252H3ZM20 253H21V251H20ZM71 253V252H70ZM69 253V254H70ZM74 253H76L75 251H74ZM79 253H81L80 255L82 256V252H79ZM91 253V252H90ZM106 253V252H105ZM137 253V252H136ZM142 252H140V254H141ZM145 252H143V254H144ZM78 254V253H77ZM135 254V253H134ZM133 254V255H134ZM141 255V256H146L145 254L144 255ZM174 254H175V252H174ZM2 255H4V254H1V256ZM6 256H7V254H5ZM64 255V254H63ZM66 255V254H65ZM68 255V254H67ZM85 255V254H84ZM88 255H89V253H88ZM88 255H87V257H88ZM104 255H106V254H104ZM155 255H157V254H155ZM160 255V254H159ZM159 255H157V256H159ZM167 255H169V254H167ZM0 256V257H1ZM21 256H23V255H21L20 254V257ZM76 256V258L77 257H79V255L77 256V255H75ZM75 256L73 257V258H75ZM106 256H108V255H106ZM157 256H156V258H157ZM160 256H163V255H160ZM160 256H159V258H160ZM172 256H174L173 254H172ZM24 257H26V256H24ZM23 257V258H24ZM61 257V256H60ZM62 257H64V256H62ZM114 257V256H113ZM165 257H167V259H169L168 258V256H165ZM164 257V258H165ZM170 257V256H169ZM3 258V257H2ZM6 258V257H5ZM58 258V257H57ZM56 258V259H57ZM72 258V257H71ZM72 258V259H73ZM75 258V259H76ZM80 258V257H79ZM78 258V259H79ZM145 258V257H144ZM55 259V260H56ZM81 259H83L82 257H81ZM80 259V260H81ZM128 259V258H127ZM141 259V258H140ZM163 259V258H162ZM162 259H161V261H162ZM173 259V258H172ZM1 261H3L4 260V258H3V260L2 259H0ZM16 260V259H15ZM67 260H70V259H67ZM74 260V259H73ZM78 261V262H81V261ZM143 260V259H142ZM147 260V259H146ZM153 260V259H152ZM151 260V261H152ZM160 260V259H159ZM171 260V259H170ZM25 261V260H24ZM57 261V260H56ZM56 261H54L55 262V264H58V263H56ZM61 261V260H60ZM99 261V260H98ZM169 261V260H168ZM64 262H66V261H64ZM110 262V261H109ZM165 262V261H164ZM164 262H162V264H164ZM3 263V262H2ZM62 263H63V261H62ZM156 263V262H155ZM177 263V262H176ZM4 264H5V262H4ZM16 264V263H15ZM59 264H60V262H59ZM93 264V263H92ZM137 264V263H136ZM160 264V263H159ZM167 264V263H166ZM169 264V263H168Z\"/></svg>","mask_w":264,"mask_h":264}]
</instances>
